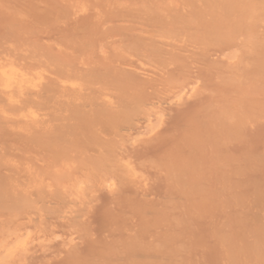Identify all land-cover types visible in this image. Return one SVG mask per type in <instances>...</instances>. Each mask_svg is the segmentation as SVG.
I'll return each instance as SVG.
<instances>
[{
	"label": "bare ground",
	"instance_id": "6f19581e",
	"mask_svg": "<svg viewBox=\"0 0 264 264\" xmlns=\"http://www.w3.org/2000/svg\"><path fill=\"white\" fill-rule=\"evenodd\" d=\"M104 32H112L111 34L114 36V34H116L117 36H115L116 38H120L121 36L124 35V37L126 35H133L135 37L134 38H131L130 40H127L128 37H125L124 40L122 41H119L117 43H112L111 41V50L114 49L112 52L108 53V54H111L112 53V59L113 61H115V57L117 56L118 58H120L121 55L118 56V54H124L126 55V53L128 54L129 52H125L126 51H135L133 50L134 47H137L139 46L140 48L144 49L146 54L149 55V56H153L152 60L155 58V57H159V58H162V63L160 61H157V63L159 62L160 64H162V68L165 70L166 67L164 66H170L169 63H172L174 62H178V63H181V61H179V59L174 55V54H170V56L168 55L164 57V55H167V54H163L164 53V49L167 50L165 52H169L170 51V48H173V46H176V41H183L182 43H179L178 45L182 46H186L184 43H187L185 42L184 40L186 41H190L192 43V40H193V43L195 45V42L196 40H198L197 42V45L200 46V45H204V44H207L208 43H211L212 45H219V44H225L227 47L225 49V52L223 53V58L224 60L226 61V65L225 67L223 66V71L221 72V75L217 78H215V80L217 81V83H221L223 82L224 83V80L226 81H231L230 83L232 84V87L234 85V89H237V93H234L235 90H233V92H230L232 94H237V97H235L234 99L237 101V100H240V103L239 104H235V100H232V98L228 97L227 94H230V93H225V91H227V88L226 90H220L218 92V96L216 97V93H215V98L213 97V99L209 100V102L207 104L204 105V107L201 109L202 110V114H207L208 112H211V111H214L215 113V116H216V120H217V117L218 118H221L224 119L225 121L224 122H229L230 124V127L233 126V125H236L237 122L240 123V116H242V119L244 118H247V121L250 120L249 118H254L256 115H258L257 113H260L262 114L263 112H261L260 110L258 111L257 109H261L260 105H264V103H261L260 101V106L259 108L255 109L257 110L256 112L253 111V108H251L252 106L254 107L255 105H252V103L250 104H247L248 101L254 99L255 97L253 96L254 94H257L259 95L260 92H263L264 93V0H0V168L1 166L5 167V171H4V168L3 169V172L0 170V176H3L5 181H2L3 177L0 178V209L4 212V210H7V212L9 211L8 214H3L2 215H8L7 216V219L8 221L10 222V226H6V227H1L0 228V264H13V262H15V260H17L15 257V259L13 260V256H17L19 257V255H22V254H17L21 252V250L24 248L25 250V245L26 244V239H29L27 236L30 235L29 232H31V230L29 232L25 231V227H23L24 231L20 232L19 230H22V229H16L15 228V219H16V216L19 215L18 212L21 213V211H18L20 207H23L22 205H26V201L27 198H23L20 196L19 198L23 199L21 201H17V199H19L17 196L21 195L19 193H21V191H24L23 188H19L20 186L15 184L16 182H19L21 179H18L15 183L13 182V179L14 177H18V178H21V177H25L24 178V181L27 180L26 177L28 175L27 178L29 177H32V181H33V185L35 187H39L37 188L35 191L33 192H36L37 195H38V191H42V188L40 186V182L39 180H36L35 179V175L32 174V171L33 168L35 169V163L39 162L38 160L40 159L39 157V153L38 155H36L37 152H35L34 150V160L33 158L31 159V157L29 156V150H31L32 146H34L35 148L38 147V148H43V145L45 146L44 148H48L49 150H47V153L50 152L48 155V159H51L52 163L58 159H62L63 157H66L67 156H64L62 150H58L56 149V145H59L56 144L58 142V139L59 137H55V136H48L46 138H43L42 137V132L43 130H50L52 127L51 126H56V124L60 123V121H64L63 119H65V116L63 115H66L65 113L68 112L70 114L69 117H71V115H73L71 117V119H67L69 120L67 122V124L69 125L70 124V121L72 122H75V124H82L83 126H85V128L88 129V131L92 132V131H98V129H95L96 128V125L95 123L96 122H102L101 126L103 127V125L107 126L109 125L110 129H108L107 127L103 128L104 131L105 130H109L108 131V135L110 134V130L111 129H115L116 131L114 130H111L113 131L114 135H118L120 136V138L122 137L121 136V133L123 131H129V130H132L133 127H138V133L134 136H132V139L134 140L135 139H138L137 138L138 136L140 137V135H142L143 133H145V131H149V130H154L155 128H153L157 123L158 121L160 120L159 117H158V113H157V110H160V109H157L158 107L160 108V106L162 104H164V101L163 100H159V101H149L148 98H150L149 96H146V92L148 93V91H146V89L142 86V83L144 80H146V76H143L141 72H139L140 70L138 71H135V66H134V71L128 67H125L124 64H122V67L121 69L119 70L118 68H113V67H117V65L115 64V66H113V64L115 62H113L112 60H110L108 57H106L105 54L102 55V52L105 50H101L102 48H99L100 51H101V55H99V57L101 56L103 58L101 59L104 60L106 59V61H104V64L105 65H102L103 62H101L102 60H100V58L98 57H95L97 55H94L90 53V56L88 54V51L92 50L93 47L90 46L92 49H89L90 47L88 46V44L92 45L91 43H89L87 41V36L89 37V41L93 42V46L95 47L96 44L98 41H102L103 42V39H100L99 40V36L100 35H104L106 33ZM263 32V33H262ZM103 33V34H102ZM108 34V33H107ZM94 35H98L96 37V41L98 39V41H93L95 40L93 38ZM110 35V36H112ZM76 36V37H75ZM78 37L82 39L81 36H85L86 40H81V39H76ZM92 36V37H90ZM109 36V35H108ZM147 36V37H146ZM75 37V38H74ZM103 37V36H102ZM107 37V35H106ZM84 38V37H83ZM113 40L114 37H112ZM112 38H109V39H112ZM143 38H146L143 39ZM92 39V40H91ZM105 40L108 38H104ZM148 39V40H147ZM184 39V40H183ZM133 40V42L131 41ZM195 40V42H194ZM124 41H127L125 42V44L123 43ZM188 41V44L190 43ZM115 42V41H113ZM130 42V43H129ZM104 43V42H103ZM108 42H106L107 44ZM129 43V44H128ZM192 43V44H193ZM109 44V43H108ZM125 47L127 46V49L126 48H122L124 45ZM127 44V45H126ZM101 45V43L99 44ZM98 45V47H99ZM104 45V44H103ZM101 45V46H103ZM108 45V46H110ZM128 45H130V47H133L131 48L132 50H129L130 48L128 47ZM136 45V46H135ZM190 46H192L191 44H189ZM196 45V49H198L199 47ZM182 46V47H184ZM205 46V45H204ZM88 47V49H86ZM135 48L137 50H139L140 48ZM163 47V48H162ZM188 47V45H187ZM201 47V46H200ZM206 47V46H205ZM219 47H221L219 45ZM218 47V48H219ZM97 48V47H96ZM94 48V50L96 49ZM105 48V47H103ZM176 48V47H175ZM204 48V47H203ZM202 48V49H203ZM211 48V47H210ZM216 48V47H215ZM98 49V48H97ZM96 49V51H97ZM117 49L119 50H123L122 52H120L119 50L117 51ZM141 49V50H142ZM193 49H194V46H193ZM201 49V48H200ZM205 49V48H204ZM116 50V51H115ZM136 50L137 53H134L131 57V60L129 59L131 55L130 53L127 55V58L125 56V58H127V60L129 59L131 62L133 60L134 61V58L136 60V63H139L141 64L140 61H142L143 57L141 56L142 55V51L139 50V54H138V51ZM162 50V51H161ZM169 50V51H168ZM175 50V49H174ZM218 50V49H216ZM83 51L85 52L83 55ZM99 51V52H100ZM173 51V49L171 50ZM178 51V50H177ZM195 51V50H194ZM197 51V50H196ZM203 51V50H202ZM210 51V50H208ZM87 52V54H86ZM108 51H106L107 53ZM115 52V54H114ZM118 52V54L116 53ZM141 52V53H140ZM179 52V51H178ZM182 52V51H181ZM185 52V51H184ZM94 53V52H93ZM97 53V52H96ZM104 53V52H103ZM171 53V52H170ZM197 53H200V52H197ZM196 53V55H198ZM203 53V52H202ZM206 52L204 51L203 54H205ZM210 53V52H209ZM208 53V54H209ZM218 53V52H217ZM221 53V54H222ZM114 54V55H113ZM138 54V55H137ZM219 54V53H218ZM88 56V59L87 56ZM116 55V56H115ZM174 55V56H173ZM180 55V53H179ZM86 56V57H85ZM92 56H94V60H92ZM109 56V55H108ZM114 56V58H113ZM141 56V59L139 58ZM163 56V57H162ZM189 55H187L188 57ZM212 56V55H210ZM85 57V58H84ZM90 57V58H89ZM121 57H123V60L124 61V56L122 55ZM195 57H198V56H195ZM194 57V58H195ZM202 57V56H201ZM215 57V56H214ZM217 57V56H216ZM219 57V56H218ZM147 58V57H146ZM150 58V57H149ZM149 58H147V60H149ZM158 58V59H159ZM192 57V59H194ZM199 58V57H198ZM211 57H209L210 59ZM221 58V59H223ZM91 59V61H90ZM107 59H108V62H109V66H108V62H107ZM121 59V58H120ZM138 59H140L138 61ZM187 59V58H186ZM197 59V58H196ZM212 59V58H211ZM210 59V60H211ZM87 60V61H86ZM98 60V61H97ZM100 60V61H99ZM112 61V63L110 61ZM119 60V59H118ZM116 60V62H118L120 64V62ZM149 60V62H146V60L142 63H149V67L152 65V70H156L157 68L155 67H158L155 66L157 63L155 62L156 60ZM191 60V59H190ZM198 60V59H197ZM126 61V60H125ZM138 61V62H137ZM151 61L152 62H155V67L153 66V63L151 64ZM198 61H201L198 60ZM107 62V63H105ZM127 62V61H126ZM132 62V63H133ZM202 62V61H201ZM204 62V61H203ZM217 62V61H216ZM215 62V63H216ZM221 62V61H220ZM224 62V61H223ZM117 63V64H118ZM122 63V62H121ZM173 63V64H174ZM189 63V61L186 62V64ZM191 63V62H190ZM189 63V64H190ZM197 65H199L200 63L199 62H195ZM145 64H141V65H145ZM151 64V65H150ZM177 64V63H176ZM185 64V63H184ZM181 65L182 67L178 66V69L177 71H183L184 67L186 66L185 65ZM209 64V63H208ZM217 64L220 65L219 63V60L217 62ZM225 64V63H224ZM103 66V68H101V71L99 70V72L95 70V68L98 70L99 69V66ZM107 65V67H105ZM113 66V67H110V66ZM138 65V64H137ZM195 64H193L192 66L195 68H198L197 66H194ZM202 65V64H200ZM204 65V64H203ZM202 65V66H203ZM223 65V64H222ZM101 66V67H102ZM124 66V67H123ZM129 66V65H128ZM168 66V67H169ZM190 66V65H189ZM207 66V65H206ZM209 66V65H208ZM216 66V65H215ZM218 66V65H217ZM133 67V65H132ZM138 67H140V65H138ZM142 67V66H141ZM145 67V66H144ZM154 67V68H153ZM161 67V65H160ZM167 67V68H168ZM175 67V65H174ZM90 68V69H88ZM110 68V69H109ZM170 68V67H169ZM221 68V65L219 66L218 69ZM93 69V70H92ZM113 69V70H112ZM115 69V70H114ZM139 69V68H138ZM142 69V68H141ZM162 69V70H163ZM172 69V67H171ZM170 69V71H171ZM174 69V68H173ZM174 69V70H176ZM203 69V68H202ZM201 69V70H202ZM214 69V68H212ZM216 69L214 71H218L219 70ZM173 70V71H174ZM200 72L202 73L203 70ZM95 71V72H94ZM196 71V70H195ZM156 72V71H155ZM162 72V71H161ZM167 72L166 74L168 75V72L169 71H166ZM185 72V71H183ZM134 73V74H133ZM158 74V72H156ZM155 73V74H156ZM163 73V72H162ZM176 73L177 75H175V77L177 76H183V75H178L180 73L178 72H174ZM156 74V75H157ZM171 74V72L169 73V75ZM183 74H186V73H183ZM191 74V73H189ZM194 74V73H192ZM197 74V73H195ZM207 74V73H205ZM204 74V75H205ZM214 74V73H213ZM220 73H217L216 75H218ZM155 75V76H156ZM161 74H159V77ZM164 75V74H162ZM188 75V74H187ZM203 75V73H202ZM201 75V76H202ZM257 75V77H256ZM149 76V75H148ZM190 75H188L189 77ZM187 77V76H186ZM194 77V76H192ZM147 78H150V77H147ZM153 81L157 79L153 77ZM150 78V79H151ZM157 78V77H156ZM181 80H178V79H175V81H179V82H176L180 85H182L183 83V79L182 77H180ZM191 78V77H189ZM214 78V77H213ZM255 78H257V80L254 81V84L253 85H250L248 87H246V83L247 81H250L251 79L254 80ZM166 79V78H165ZM168 79V78H167ZM192 79H195L192 78ZM200 79V78H199ZM250 79V80H249ZM189 80V79H188ZM196 80V79H195ZM202 80V79H201ZM208 80V79H206ZM149 81V79H148ZM152 81V80H150ZM154 81V82H156ZM161 81V80H160ZM166 81V80H165ZM168 82H165L166 86L164 87V91H162L163 93L166 94V101L167 102H172V101H178L177 99H179L180 97H183L181 96L182 95V88L184 87H187L188 89V85L191 84L190 82L188 84L184 83L185 85H182L180 87H178L177 84H175V81L172 80V78L168 79L167 80ZM181 81V82H180ZM219 81V82H218ZM154 82H152V84H150L151 86L154 84ZM158 82V81H157ZM193 82V81H192ZM197 83V80L195 81ZM202 82V81H201ZM251 82V81H250ZM146 83V82H145ZM143 83V84H145ZM151 83V82H150ZM194 83V82H193ZM200 83V82H199ZM227 83V82H226ZM235 83V84H234ZM148 84V83H146ZM158 84V83H157ZM230 84V85H231ZM159 85V84H158ZM195 85V84H194ZM215 85V84H214ZM228 85V83H227ZM226 85V86H227ZM229 85V87H230ZM236 85V86H235ZM149 86V85H148ZM148 90H151L153 89L152 88H148ZM149 86V87H151ZM157 86V85H156ZM184 86V87H183ZM191 86H193L191 84ZM191 86L189 87V89L193 90L192 88L193 87H196V86H193L191 88ZM208 86V85H207ZM221 86V85H220ZM225 86V87H226ZM158 87V86H157ZM161 87V86H160ZM161 87V88H163ZM237 87V88H236ZM144 88V89H143ZM155 89H157L156 87H154ZM159 88V87H158ZM198 87H196L197 89ZM154 89V90H155ZM210 89V88H209ZM219 90V87L217 88ZM220 89H224L223 87L220 88ZM153 90V91H154ZM184 90V89H183ZM213 90V89H212ZM211 90V91H212ZM229 90V89H228ZM232 90H229V91H232ZM146 91V92H145ZM186 91V90H185ZM184 91V93H185ZM190 91V90H188ZM194 91L195 88H194ZM115 92L116 95H115V98H113L111 95L112 93ZM202 92V91H201ZM259 92V93H258ZM157 93V91H155V94ZM189 93V92H187ZM200 93V92H199ZM198 93V94H199ZM214 93V92H212ZM262 93V94H263ZM191 94V93H189ZM261 94V95H262ZM148 95V94H147ZM159 95V94H158ZM146 96V97H145ZM160 96V95H159ZM163 98H164V95L162 94ZM190 96V95H189ZM264 96V95H263ZM156 97V96H155ZM233 97V96H232ZM254 97V98H253ZM147 98V99H146ZM238 98V99H237ZM152 99V98H151ZM170 101H168V100ZM195 99V98H194ZM201 99V98H200ZM210 99V98H209ZM204 100V99H203ZM261 100H264V99H261ZM233 101H235L233 103ZM255 101V100H254ZM257 101V100H256ZM255 101V102H256ZM167 102H166V105H167ZM253 102V101H252ZM199 103V102H197ZM205 103V101H204ZM203 103V104H204ZM168 104H171V103H168ZM173 104V102H172ZM179 104V103H178ZM165 105V104H164ZM174 105L177 106L176 103H174ZM182 105V104H181ZM247 105H249L250 108L247 107ZM252 105V106H251ZM183 106V105H182ZM198 107V106H197ZM235 107V108H234ZM166 108V107H165ZM174 108V107H173ZM177 108V107H176ZM175 108V109H176ZM180 109V108H179ZM251 109L253 112H251ZM263 109V108H262ZM172 110V109H171ZM193 110V109H192ZM161 111V110H160ZM163 111V110H162ZM161 111V113H162ZM181 111V110H180ZM190 111V110H189ZM199 111V109H198ZM250 111V114L252 115V113L255 115L251 116V117H248L247 115L250 116V114H248ZM264 111V110H263ZM182 112V111H181ZM185 112V111H184ZM247 114H246V113ZM160 113V112H159ZM165 111L162 113L164 115ZM173 113V112H172ZM177 113V112H176ZM189 113V112H188ZM61 114H62V117H61ZM104 115V119L105 120V123H103V119L101 118L102 115ZM161 114V115H162ZM191 114V113H189ZM201 114V115H202ZM244 114V115H243ZM258 115V116H261L262 115ZM59 118L56 119L57 116H59ZM100 116L101 120L99 119L98 121L95 119H93L95 116ZM166 115V114H165ZM175 115V114H174ZM186 115V114H185ZM167 116V115H166ZM170 116V115H169ZM178 116V114H177ZM205 116V115H204ZM245 116V117H243ZM256 116V117H258ZM264 116V114H263ZM51 117V119H50ZM67 117V115H66ZM106 117V118H105ZM173 117V116H172ZM183 117V116H182ZM181 117V118H182ZM203 117V116H202ZM260 117V118H261ZM63 118V119H62ZM168 118V116H167ZM175 118V117H173ZM172 118V119H173ZM259 118V119H260ZM56 121L58 123L54 124L53 121ZM61 119V120H60ZM170 119V118H169ZM168 119V120H169ZM183 119V118H182ZM195 119V118H194ZM202 119V118H201ZM211 119V118H210ZM241 119V120H242ZM258 119V118H257ZM181 120V119H180ZM199 120V118H198ZM197 120V121H198ZM203 120V119H202ZM220 120V121H221ZM239 120V121H238ZM172 120H170L171 122ZM178 121V120H177ZM65 122V123H66ZM169 122V121H168ZM179 122V121H178ZM204 122V121H203ZM201 122V123H203ZM212 122V121H211ZM215 122V121H214ZM216 122H219V120H217ZM254 122V121H253ZM258 122V121H257ZM256 122V123H257ZM261 122V121H260ZM264 122V121H262ZM261 122V123H262ZM200 123V125H201ZM226 123V124H227ZM245 123V122H244ZM98 124V123H97ZM159 124V123H158ZM163 124V123H162ZM196 124V123H195ZM205 124V123H204ZM213 124V122H212ZM219 124V123H217ZM221 124H224L223 122H221ZM60 125H63V127L65 126L66 127V124H60ZM199 125V124H198ZM197 125V126H198ZM203 125V124H202ZM225 125V124H224ZM258 125H261L260 123H258ZM70 126H72L71 124L69 125V128H71ZM78 127H74L72 128V132H71V129H70V136H72V133L73 131L75 132V130H77L76 128L78 129H84V127L78 125ZM93 126H95V128H93ZM100 125L97 126L98 127H101ZM229 126V125H228ZM60 127V126H59ZM81 127V128H80ZM158 127V126H157ZM163 127V126H162ZM180 127V126H179ZM260 127V126H259ZM263 127V126H262ZM69 128H66L65 130L68 131L67 129ZM165 128V127H164ZM235 131H238V127H233V129H235ZM242 128V127H240ZM264 128V127H263ZM57 129V128H56ZM55 127L52 129L54 130L53 132H55ZM62 129V128H60ZM75 129V130H73ZM101 129V128H100ZM220 129V127L218 128ZM225 129V128H224ZM232 129V130H233ZM50 130V132L52 131ZM102 130V129H101ZM101 130H99L101 132ZM135 130V129H134ZM140 130V131H139ZM152 130V131H153ZM158 130V129H157ZM183 130V129H182ZM181 130V131H182ZM222 130V129H221ZM220 130V131H221ZM231 130V128H229V131ZM252 130V129H251ZM98 131V132H99ZM103 131V130H102ZM105 131V132H107ZM151 131V132H152ZM159 131V130H158ZM157 131V132H158ZM180 131V133H181ZM190 131V130H188ZM205 130H203L204 132ZM228 131V130H227ZM244 131V130H243ZM49 132V133H50ZM52 132V133H53ZM60 132V131H59ZM58 132V133H59ZM62 132V131H61ZM65 132V131H64ZM78 132V131H77ZM76 132V134H77ZM80 132V131H79ZM82 132V131H81ZM137 132V131H136ZM156 132V131H155ZM169 132V131H168ZM176 132V131H175ZM222 132V131H221ZM225 132V131H224ZM240 132V131H239ZM238 132V133H239ZM245 132V131H244ZM46 133V132H45ZM43 133V134H45ZM48 133V132H47ZM46 133V134H47ZM104 133V132H103ZM103 133L101 132L100 135L102 137ZM135 133V132H134ZM149 133V132H148ZM172 133V132H171ZM174 133V131H173ZM183 133V132H182ZM207 131L204 132V134H206ZM51 134V133H50ZM61 134V133H59ZM85 134V133H84ZM102 134V135H101ZM107 134V133H105ZM126 134V132H125ZM128 134V133H127ZM150 134V133H149ZM166 134V132H165ZM170 134V133H169ZM168 134V136H169ZM178 135V137L180 136L178 133H176ZM186 134V133H185ZM211 135H214L213 133H210ZM226 134V133H225ZM236 135V133L233 132V135ZM246 134V133H245ZM66 137L69 136V133L66 132ZM82 135V134H81ZM95 135L97 136V139L95 137ZM97 133L93 134L94 136V139L95 140H98V136ZM124 135V134H123ZM133 135V134H132ZM147 135V134H146ZM157 135V133H156ZM172 135V134H171ZM196 135V136H195ZM199 135V133H198ZM197 134H194V136L192 137V139L195 141V139L199 138L201 141H198L199 144L201 145V143L205 142V140L203 141L202 140V137H198ZM207 135V134H206ZM227 135V134H226ZM225 136H220V138L222 139L223 137H226ZM229 135H232L231 133L228 134ZM241 135V134H240ZM252 135V134H251ZM261 135V134H260ZM92 136V134L90 135V137ZM105 136V135H104ZM103 136V137H104ZM126 136V135H125ZM123 136V137H125ZM129 136V135H128ZM151 135H148V140L146 139V141H149ZM167 136V135H166ZM167 136V137H168ZM174 136V135H173ZM172 136V137H173ZM200 136V135H199ZM226 137L229 138V137ZM239 136V135H237ZM70 137V139H72ZM102 137V138H103ZM117 136H115L116 138ZM123 137L121 139H123ZM131 137V136H130ZM161 137V136H160ZM176 137V136H175ZM191 137V135H190ZM206 137V136H205ZM218 137V136H217ZM232 137V136H231ZM246 137V136H245ZM257 137V136H256ZM264 137V136H263ZM262 137V138H263ZM69 138V137H68ZM67 138V139H68ZM85 138V137H84ZM145 138V137H144ZM177 138V137H176ZM180 138V137H179ZM182 138L184 139L183 135H182ZM207 138V137H206ZM205 138V139H206ZM235 138V137H234ZM236 138H240V137H236ZM235 138V139H236ZM247 138V137H246ZM245 138V139H246ZM258 138V137H257ZM261 138V137H260ZM117 139V138H116ZM119 139V138H118ZM125 139H128V137H126ZM178 139V138H177ZM191 139V140H192ZM219 139V137H218ZM219 139V140H221ZM233 139V138H232ZM243 139V138H241ZM243 139V140H245ZM249 139V138H248ZM74 140V139H73ZM85 140V139H84ZM84 140H82V142L84 143H87L85 142ZM100 140V139H99ZM98 140V141H99ZM106 139L104 138V140L102 142H98V141H94V142H97V143H94V147H95V150L97 151L98 155H94L95 157L92 156V159H97L96 160H92V162H88V165H92V167H89L90 169L91 168H95V170H98V168L102 167L103 170H105V173L107 174L108 170L109 171H113L114 169H117L115 171H121V173L125 174L124 176H128V177H131L134 173H135V176H138L136 175V172L134 171V169H132L131 166L128 164L129 162H126L127 161V158H122L124 159L122 161V159L120 158H117L115 152L116 151H113V149L115 150L116 148L114 147V145H111L113 144V142H109V140L105 141ZM124 140V139H123ZM136 140V141H138ZM141 140V139H140ZM150 140H153L152 138ZM219 140L215 141L213 140L212 142H218ZM238 140V141H237ZM240 139H236L235 141L233 140V142H240L242 143L243 145V142L239 141ZM250 140V139H249ZM249 140L247 141L248 143ZM260 140V139H259ZM89 141V140H88ZM125 141V140H124ZM124 141H120L121 144L124 143ZM131 141V140H130ZM144 140H141V142L143 143ZM178 141V140H177ZM225 141V140H224ZM221 140V143L224 142ZM229 141V140H228ZM226 140L225 142H227V144L229 143H232V142H229ZM244 141V142H246ZM251 141V140H250ZM261 141V140H260ZM63 142V141H61ZM89 142H92V141H89ZM88 142V143H89ZM154 142V141H153ZM152 142V143H153ZM201 142V143H200ZM211 142V140H210ZM220 142V141H219ZM224 142V144H225ZM134 143V141H133ZM141 143V144H142ZM150 143V142H149ZM151 143V144H152ZM157 143V142H156ZM155 143V144H156ZM216 143H214V146L216 148ZM220 143V145H221ZM257 143V142H255ZM262 143V142H261ZM26 144H30V145H27L26 149L31 146V148L29 147L27 150L24 148L26 146ZM90 144V143H89ZM120 144V143H119ZM127 144V143H125ZM130 144V143H128ZM128 144L126 146H128ZM132 144V143H131ZM130 144V145H131ZM139 144V143H138ZM148 144V143H146ZM216 144V145H215ZM219 144V143H218ZM238 144V143H237ZM251 144V143H250ZM254 144V143H253ZM263 144V149L262 150H259L260 152H256L254 154H249V151L245 152L246 154L242 153V151L239 149V152L241 151V157L240 156H237L239 155L238 152L237 155L233 158L237 159V160H233V162H241V165L239 163V166H237L238 164H236L232 171L233 173H241V167H244L243 169H246L245 167L248 165L250 167L249 170L251 171H254L256 170L257 168V171L259 172L260 170H258V168L260 169L261 166H264V142L262 143ZM260 144V146L262 145ZM85 144H83L84 146ZM110 145V146H109ZM145 144H143L144 146ZM149 145V144H148ZM153 145V144H152ZM191 145V144H190ZM189 145V146H190ZM205 145V144H204ZM240 145V144H239ZM241 145V146H242ZM248 145V144H247ZM79 146L80 143H79ZM82 146V148H84ZM119 146H122L124 148L125 145H119ZM144 150H146L145 148H148L147 146L143 147ZM151 146V145H150ZM155 145H153L154 147ZM223 146V145H222ZM221 146V148H222ZM240 146V147H241ZM259 146V145H258ZM73 147V146H72ZM92 147V146H91ZM129 147V146H128ZM192 147V146H191ZM224 147V146H223ZM239 147V148H240ZM243 147V146H242ZM34 148V149H35ZM62 148V147H61ZM65 148V147H64ZM71 148V146H70ZM69 148V149H70ZM79 148V147H77ZM113 148V149H111ZM141 148V149H142ZM198 148L197 150H199V147H196ZM227 148V147H225ZM229 148V147H228ZM227 148V149H228ZM247 148V147H245ZM259 148H262L259 147ZM56 149V150H54ZM73 149V148H72ZM121 149V148H120ZM127 149V148H126ZM124 149V151L126 152L127 150ZM130 150V148H128ZM135 150V148H133ZM149 149V148H148ZM164 149V148H163ZM214 149V147H213ZM220 150V148H217V150ZM251 149V147L249 148ZM254 149V148H253ZM45 150V149H44ZM77 150V149H76ZM85 150V149H84ZM118 150V149H116ZM129 150H128V153H129ZM166 150V149H164ZM193 150V149H192ZM247 150V149H246ZM33 151V150H32ZM43 151V150H42ZM46 151V150H45ZM70 151V150H69ZM75 151V150H73ZM71 151V154L72 156L76 155V152L74 154V152ZM80 151H83L82 149L79 150ZM93 151V149H92ZM123 151V149H122ZM136 151H138L136 149ZM135 153H138L136 152ZM191 151V149H190ZM196 151V150H195ZM200 151V150H199ZM223 150H221L222 152ZM238 151V150H237ZM243 151H245V149L243 148ZM18 152L19 155H15V154H18L16 153ZM85 152V151H84ZM94 152V151H93ZM92 152V153H93ZM120 152V151H119ZM124 152V153H125ZM133 152V150L131 149L130 150V153ZM141 152V151H140ZM211 152V151H210ZM215 152V151H214ZM228 152V151H226ZM231 152V151H230ZM46 153V154H47ZM78 153V152H77ZM123 153V152H122ZM121 153V154H122ZM130 153L125 154V156H128L130 157ZM151 153V152H150ZM153 153V152H152ZM162 153V152H161ZM212 153V152H211ZM224 153V152H223ZM233 153V152H231ZM70 154V153H69ZM84 154V153H83ZM81 153V155H83ZM89 154V153H88ZM119 154V153H118ZM143 154V153H142ZM176 154V153H175ZM204 154H209V153H204ZM203 154V155H204ZM213 154V153H212ZM220 154V153H218ZM230 154V153H229ZM234 154V153H233ZM80 155V156H81ZM87 155V154H86ZM92 155V154H90ZM124 155V154H122ZM132 155H134V152L132 153ZM131 155V156H132ZM136 155V154H135ZM140 155V154H139ZM145 155V154H144ZM148 155V153L146 154ZM155 155L157 156V154L155 153ZM177 155V154H176ZM174 155L173 153V156H175L177 158V156ZM226 155V154H224ZM235 155V154H234ZM234 155H231V156H234ZM19 156V157H18ZM39 156V157H38ZM45 156V155H44ZM85 156V155H84ZM83 156V157H84ZM181 156V155H180ZM191 156V154H190ZM206 155L203 156V158L201 159H204ZM211 156V158H210ZM214 156V155H213ZM212 155L209 154V157L207 159H212L213 158ZM218 155H216L213 159H217ZM223 156V155H222ZM226 156H230V155H226ZM230 156V157H231ZM30 157V163L34 161L33 163V166H32V169L30 168L31 167V164H27L25 162L26 165L28 166H25L22 167L21 164L24 163V161H22V159L24 160V158H28L29 159ZM70 157V159H69ZM122 157V156H121ZM140 157V156H139ZM143 157V156H142ZM159 157H161V155H159ZM158 157V158H159ZM166 157V156H165ZM164 157V158H165ZM174 157V160H177L179 162L178 159H175ZM196 157L197 154H196ZM202 157V156H201ZM240 157V159H239ZM43 158V157H42ZM82 158V157H81ZM80 158V159H81ZM144 158H147V157H144ZM148 158H152L151 156H149ZM147 159H144V161H151ZM163 158V157H162ZM168 158V156H167ZM166 158V159H167ZM173 158V157H172ZM231 158V159H233ZM65 159V158H64ZM84 159H88V158H84ZM90 159V158H89ZM88 159V160H89ZM126 159V161H125ZM200 159V160H201ZM222 159V158H221ZM229 159V157H228ZM228 159L226 160L223 159L224 161H228ZM231 159L229 163H231ZM239 159V160H238ZM69 160H74V157H71V156H68V160L66 159L67 163H69ZM130 160V159H129ZM142 160V158L140 157V161ZM153 160V159H152ZM161 160V159H160ZM188 160V159H187ZM205 160H206V157H205ZM218 160L217 164L216 161ZM217 160H214L215 163H213L211 160H209V164H217V165H213L214 166V169H212L213 167H211L212 170H216V167L219 168V166H222L221 168L223 169H227V167H229V163L227 164V166L225 165L226 162L223 161L224 165L222 164V160L220 159H217ZM21 161V162H20ZM37 161V162H36ZM43 161V160H42ZM63 161V160H62ZM62 161H60L62 163ZM95 161L96 164L93 162ZM137 161V160H135ZM139 161V159H138ZM139 161V163H140ZM142 160V162H144ZM145 161V162H146ZM163 161V160H161ZM160 163H165V162H161ZM168 161V160H167ZM172 161V160H171ZM176 161V162H177ZM203 161V164H204V160ZM64 163H66L65 161H63ZM72 162V161H71ZM70 162V163H71ZM85 162V160L83 161ZM98 162V163H97ZM159 162V161H157ZM174 162V161H173ZM231 163V164H234V163ZM20 163V164H19ZM40 163V162H39ZM60 163V164H61ZM63 163V164H64ZM77 163V162H76ZM75 163V164H76ZM87 163V162H85ZM133 163V162H132ZM148 163V162H147ZM150 163V162H149ZM155 163V162H154ZM153 162L150 163L151 166H155L156 163L154 164ZM158 163V164H160ZM185 162H183L184 164ZM190 163V162H189ZM208 163V160L205 161V166H208L209 164ZM46 164V163H45ZM78 164V163H77ZM83 164V163H82ZM99 164V165H97ZM143 164V163H142ZM157 164V165H158ZM171 164V163H170ZM191 164V163H190ZM20 165V166H19ZM101 165V166H100ZM137 165V164H136ZM144 165V164H143ZM181 165V164H180ZM186 165V164H185ZM194 165V164H192ZM246 165V166H245ZM30 166V167H29ZM47 169H48V172L47 169H45L46 171V174L47 176L49 175H52L53 177L56 176L57 178L53 179V177L51 178L54 181L57 182V179H58V174H56L55 172L52 173V170L50 169V165L48 166V164L46 165ZM68 166V165H67ZM95 166V167H94ZM142 166V165H141ZM148 166V165H147ZM150 166V167H151ZM165 166H166V163H165ZM165 166H163L165 168ZM182 166V165H181ZM190 166V165H189ZM188 166V167H189ZM210 166V165H209ZM212 166V165H211ZM226 166V167H225ZM15 167V169H14ZM17 168H20V169H16ZM45 167V165H44ZM55 167L59 168L58 166L55 165ZM65 167V166H64ZM185 166H183L182 168H184ZM187 166L185 167L186 168V173L187 171L190 173V172H196L195 169H191V168H188ZM196 167V166H195ZM193 167V168H195ZM232 167V166H230ZM12 168V169H11ZM23 168V170H22ZM37 168V166H36ZM56 168V169H57ZM88 168V170H89ZM100 168L99 169V172L100 170L102 169ZM135 168V167H134ZM140 168V167H138ZM136 167V169H138ZM157 168V167H155ZM179 169L178 172L181 170H185V169ZM264 168V167H263ZM9 169L14 170L12 172V174L10 173ZM55 169V170H56ZM66 169V167H65ZM69 169V168H68ZM87 169V168H86ZM108 169V170H107ZM111 169V170H110ZM142 169V168H141ZM168 169V168H167ZM192 171H190V170ZM204 169V168H203ZM202 169V170H203ZM210 168H208L209 170ZM223 169H220L222 170L220 172V175H222L223 177L224 174H226L227 172H225ZM230 169V168H229ZM19 170H21V174L17 176V174H19ZM36 170V169H35ZM50 170V171H49ZM78 170V169H77ZM93 169L89 170L91 171L92 173H96V172H93L92 171ZM145 170V169H143ZM154 170V169H153ZM195 170V171H193ZM228 170V169H227ZM226 170V171H227ZM15 171L19 172V173H16ZM44 171V170H42ZM42 171H38L37 170V173H35L36 175H39V174H42L40 172ZM61 174L65 173L66 174V171H64L63 169L61 170ZM80 171V170H79ZM84 171V169L82 170ZM81 171V172H82ZM89 171H84V172H89ZM114 171V172H115ZM118 171V172H119ZM142 171V170H141ZM155 171V170H154ZM172 171V170H171ZM173 174L170 175L172 176V178L170 177V180L171 179H176L175 180H172V183L174 182L175 184L177 185H180L181 183H184L186 184L188 181H185V182H180V180L182 179L181 176H179L177 170L175 169ZM205 171V172H204ZM204 171H199V172H202V174H199V176H201L202 178H206L210 181L211 183V180H214V179H209L210 177H208L206 174H208L207 170L204 169ZM210 171V170H209ZM2 172V173H1ZM9 172V173H8ZM16 174H15V173ZM56 172H59V171H56ZM80 172V173H81ZM103 172V171H102ZM147 172V171H146ZM169 172V171H168ZM198 172V173H199ZM211 172V171H210ZM60 173V172H59ZM78 173V172H77ZM88 174V175H92L93 178L94 176H96L97 174ZM112 173V172H111ZM150 173V172H149ZM197 172L195 173V175L198 174ZM204 173V174H203ZM213 173V172H212ZM210 173V174H212ZM15 174V175H14ZM23 174V176H21ZM55 174V175H54ZM65 174H63L64 176H66ZM74 174V173H73ZM101 174H104V173H101ZM100 174V180L102 179V175ZM122 174V175H123ZM148 174V173H147ZM183 174H185L183 172ZM215 174H218V173H215ZM228 174V173H227ZM231 174V173H230ZM236 174V175H237ZM243 174V173H242ZM264 174V173H263ZM12 175V176H11ZM30 175V176H29ZM63 175H60L59 179L62 177H64ZM85 175V174H84ZM112 175V174H111ZM114 175V174H113ZM119 174L117 173V176ZM131 175V176H130ZM140 175V174H139ZM159 175V174H158ZM177 175V176H176ZM193 174V176H195ZM206 175V177H204ZM234 175V174H232ZM238 175H241V174H238ZM244 175V174H243ZM247 175V174H246ZM14 176V177H13ZM21 176V177H20ZM43 176V175H42ZM75 176V175H74ZM135 176L133 175L131 177V179ZM175 178H174V177ZM192 176V177H193ZM210 176V175H209ZM222 176H220L222 178ZM231 176V175H229ZM11 177V178H10ZM15 177V179H16ZM40 177V175H39ZM44 177V176H43ZM81 177V176H80ZM83 177V176H82ZM88 176H84V178H81V179H78L79 177H77V180H74L73 182H68L69 179H60L61 181L62 180H66L67 183L65 184L64 181L63 183L61 184L59 181L58 184H56V187H58V191H56L55 195L57 196V193H61L59 195L61 196H71L68 197V200H73L74 198H72L73 196L75 197L74 200H78L81 198L80 196V193H81V190L83 188H86L87 186L85 184V182L87 181H84V180H87ZM105 177V176H104ZM113 177V176H111ZM140 176H138L139 178ZM149 177V176H148ZM166 177V176H165ZM186 177L188 180L189 178L188 177H191L189 174H188V177L187 176H184ZM183 177V178H184ZM216 177V176H215ZM214 177V178H215ZM255 177V175L253 176ZM262 177V175L260 176ZM258 177V178H260ZM12 179V180H9V179ZM50 178V177H48ZM69 178V177H67ZM90 177H88V180L90 182ZM106 178V177H105ZM103 178V179H105ZM110 178V177H109ZM116 178V177H115ZM118 178V177H117ZM116 178V180H117ZM137 178V177H136ZM137 178V179H138ZM181 178V179H180ZM194 178V177H193ZM197 179V183H195V186H191L193 190H196V191H199L197 190L198 188H195L197 185L202 187L204 186L205 184L202 182V180H199L198 177H196ZM221 178H220V181H221ZM40 179V178H39ZM44 179V178H43ZM41 179V180H43ZM49 179V180H51ZM76 179V178H75ZM84 179V180H83ZM121 179V178H120ZM166 179V178H165ZM186 179V180H187ZM192 179V178H191ZM201 179V178H200ZM204 179L203 181L204 182H207L208 180ZM217 179V178H216ZM219 179V178H218ZM244 179V178H243ZM253 179V178H252ZM8 180V181H7ZM23 180V179H22ZM21 180V181H22ZM94 180L96 181L97 179L94 178ZM93 180V181H94ZM108 180V179H107ZM122 180V179H121ZM126 180V179H125ZM148 179H145L144 181L147 183L149 182L146 181ZM183 180V179H182ZM185 180V179H184ZM183 180V181H184ZM206 180V181H205ZM223 180V178H222ZM251 180V179H250ZM257 180V179H256ZM255 180V183L253 181H250L252 182L253 184H256V181ZM262 180V179H261ZM20 182L19 184L21 185V183L23 184L24 186V183H27V182ZM28 182L30 181V178L27 180ZM94 181V182H95ZM104 180H102L101 182H103ZM106 181V180H105ZM119 181V180H118ZM123 181V180H122ZM129 184L131 183V180L129 178ZM192 181V180H191ZM200 181L202 182V184L200 183ZM228 181V180H227ZM235 181V179H234ZM247 181V180H246ZM264 181V180H263ZM24 182V183H23ZM44 182V181H43ZM47 184H51L49 183V181L47 180L46 181ZM45 182V184H46ZM52 182V181H51ZM92 182V181H91ZM90 182V183H91ZM100 182V181H99ZM107 182V181H106ZM105 182V183H106ZM112 182V181H111ZM116 182V181H115ZM120 182V181H119ZM133 182H134V179H133ZM132 182V183H133ZM153 182V181H152ZM166 182V181H165ZM179 182V183H178ZM194 182L195 179H194ZM214 182V181H213ZM261 182V181H260ZM260 182H258V185L260 187ZM31 183V182H30ZM69 183V184H68ZM85 183V184H84ZM102 183H100L102 185ZM104 183V185H105ZM114 183V182H112ZM131 183V184H132ZM141 183V181H140ZM200 183V184H198ZM224 183V182H223ZM223 183L221 184L222 186L219 188L220 191H221V194H223L224 190L226 189L225 187V183L223 185ZM240 183V182H239ZM238 181H236L235 184H239ZM28 184V183H27ZM42 184V187H43V184L44 183H41ZM44 184V185H45ZM125 184V183H124ZM123 184V186H124ZM135 184V183H134ZM132 184V185H134ZM189 184V183H187ZM186 185H183V187L187 186ZM193 184V183H192ZM197 184V185H196ZM204 184V185H203ZM214 185L216 184L213 183ZM243 184V185H242ZM240 183L239 185L243 187H249V182H246L245 184L244 183ZM52 185L54 186L55 184L52 183ZM85 185V186H83ZM90 185V184H89ZM93 185V184H92ZM98 185V184H97ZM96 185V187H97ZM103 185V186H104ZM107 187H108V184L106 183ZM127 185V184H125ZM147 185V184H146ZM165 185V184H164ZM162 185V186H164ZM174 185V184H173ZM194 185V184H193ZM207 185V184H206ZM211 185V184H210ZM212 185V186H214ZM245 185V186H244ZM28 186V185H26ZM25 186V187H26ZM100 186V185H99ZM98 186V187H99ZM110 186H113V185H110ZM114 186L117 188V186L114 184ZM145 186V185H144ZM148 186V185H147ZM166 186V185H165ZM182 186V184H181ZM180 186V187H181ZM217 186V185H216ZM229 186V185H227ZM234 184L232 185V188H233ZM252 186V190L253 192L252 193H249L250 195H238L237 193H234L233 195H229L227 194V196L224 194L223 196H220L221 194L219 193L217 197H223L222 200L226 199V197L229 198V196H233L231 197L232 198V201H231V205L232 207L234 208L233 211H230L229 213H225L226 215H224L223 217L221 216L222 220L219 219L220 222H217L216 224H211L213 225V228H215L216 230L213 232H209L210 235L212 236V242H214V247L218 249V256L214 262V264H264V211L260 210V205L261 203L264 201L263 200V197H264V193H262V190L261 192L259 191L260 189L258 188L256 190V188L254 187V185H250ZM257 186V185H256ZM47 187V186H46ZM44 187V188H46ZM102 187V186H100ZM114 187V189H115ZM127 187V186H126ZM168 187V186H167ZM178 187V186H176ZM190 187V186H189ZM207 187H210L209 185ZM222 187H224L222 189ZM237 187V185L235 186V188ZM239 187V186H238ZM52 189V186L50 187L49 186V189ZM106 188V187H105ZM139 188V187H138ZM147 188V187H146ZM160 188V187H159ZM165 188V187H163ZM169 188V187H168ZM188 188V186H187ZM195 188V189H194ZM204 187L201 188V190L203 189ZM212 188V187H211ZM229 188V187H228ZM235 188L231 191L235 192ZM250 188V189H251ZM263 188V187H262ZM27 190H31L30 188V185H29V188H26ZM32 189V190H33ZM41 189V190H39ZM47 189V188H46ZM108 189V188H107ZM141 189V188H140ZM150 189V188H149ZM184 188L181 187L180 190H183ZM230 189V188H229ZM240 189L241 193H244L242 192L241 188H238ZM245 189V188H244ZM25 190L24 192V195L27 194V191ZM31 190V191H32ZM45 190V189H43ZM53 190V189H52ZM50 191L51 192V195L52 197H56V196H53L54 193L52 194V192L54 191ZM84 190V191H83ZM82 192H85V189H83ZM89 190V189H88ZM125 190V189H124ZM136 190V189H135ZM159 190V189H158ZM157 190V191H158ZM179 190V191H180ZM186 190V189H185ZM211 190V189H210ZM48 192V189L46 190ZM87 191V190H86ZM115 191H119L118 189L115 190ZM121 191V190H120ZM127 192V190H125ZM145 191V190H144ZM168 191V190H167ZM169 191H171L169 189ZM178 191V192H179ZM191 191V190H190ZM204 191V190H203ZM215 191V189L213 190ZM237 191V190H236ZM244 191V190H243ZM45 192V191H44ZM44 192H43V195H44ZM90 192V190H89ZM125 193L124 191H121V193ZM136 192V191H135ZM142 191H140L141 193ZM156 192V191H154ZM173 192V191H172ZM175 192V190H174ZM176 192V196H177V193ZM193 193V191H191ZM207 192H210V191H207ZM206 192V193H207ZM226 192V191H225ZM229 192V190H228ZM231 192V193H233ZM251 192V191H250ZM30 193V191H29ZM29 193L27 196H29ZM63 193V194H62ZM109 193V192H108ZM113 192H111L110 194H112ZM120 193V192H119ZM130 193V192H128ZM127 193V194H128ZM134 193V192H133ZM152 193V192H150ZM169 193V192H167ZM181 193V192H179ZM200 194H204L203 192L201 193L198 192ZM34 194V193H32ZM40 194V192H39ZM114 194V193H113ZM125 194V195H127ZM136 194V193H135ZM146 194V193H145ZM166 194V193H165ZM165 194H163L162 196H164ZM217 194V192H216ZM35 195V194H34ZM50 195V196H51ZM116 195V194H115ZM124 195V194H122ZM129 195V196H128ZM124 200L126 199H130L132 198V196L130 194H128ZM137 195V194H136ZM142 196V194H139ZM148 195V193H147ZM171 195V194H169ZM179 195V194H178ZM180 195H183V194H180ZM179 195V196H180ZM190 195V194H189ZM194 195V194H193ZM197 195V194H196ZM207 195V194H206ZM209 195V194H208ZM229 195V196H228ZM262 195V196H261ZM31 196V195H30ZM80 196V198H78ZM153 197V195H151ZM159 196V195H158ZM168 195H166L165 198H167ZM172 196V195H171ZM175 196V197H176ZM201 196H204V195H201ZM215 196V197H216ZM11 197H14V198H11ZM78 199H77V198ZM91 197V196H90ZM120 197V196H119ZM124 196H121V198H123ZM127 197H130V198H127ZM143 197V196H142ZM173 198L172 200L176 199V198ZM182 197V196H180ZM191 197V196H189ZM188 197V198H189ZM196 197V196H195ZM38 198V196H37ZM59 197L55 198V199H58ZM62 198V197H60ZM59 198V199H60ZM70 198V199H69ZM85 198L82 197V199ZM118 198V196H117ZM119 198V199H121ZM150 197L148 196V199ZM159 198V197H157ZM161 198V197H160ZM172 198V197H171ZM183 198V197H182ZM206 198V197H204ZM227 198V199H228ZM230 198V200H231ZM35 199V198H34ZM52 199V198H51ZM54 199V200H55ZM58 199V200H59ZM86 199V198H85ZM84 199V200H85ZM153 198H150V202ZM156 199V198H155ZM162 199V198H161ZM185 199V198H183ZM197 199V198H196ZM194 198H192V200H196ZM201 202H203V198H198ZM197 199V200H198ZM226 199V200H227ZM26 200V201H25ZM62 201V199H60ZM67 200V201H68ZM73 200V201H74ZM81 200V199H80ZM79 200V201H80ZM91 200V199H89ZM108 200V199H107ZM122 200V199H121ZM132 200V199H130ZM127 201V203H129V201ZM135 200V199H134ZM133 200V201H134ZM143 200H145L143 198ZM140 201V202H143ZM158 199L156 200H152V201H157ZM166 200H169L168 198ZM177 200L180 201L179 197L177 198ZM207 200V199H206ZM215 200V201H214ZM216 200H220V199H215L214 198V195H213V200L211 201L212 203L215 202L216 204ZM218 201V203H223V205H225V203H229V201ZM34 201V200H33ZM38 201V200H35V202ZM51 201V200H50ZM123 201V200H122ZM161 201V200H160ZM159 201V202H160ZM176 201V200H175ZM214 201V202H213ZM226 201V202H225ZM24 204H22V203ZM26 202V203H25ZM30 202V201H29ZM32 202V201H31ZM28 204L29 206H32V204ZM42 202V200H41ZM57 202V201H56ZM55 202V203H56ZM60 202V201H59ZM75 202H78V201H75ZM74 202V203H75ZM82 202V201H81ZM92 202V200L90 201ZM115 202V200L113 201V203ZM131 202V201H130ZM135 202V201H134ZM139 202V203H140ZM149 202V203H150ZM158 202V203H159ZM164 202V201H163ZM174 202V201H173ZM207 202V201H206ZM206 202H203L204 204ZM209 203H211L210 201H208ZM40 203V202H39ZM64 203V202H63ZM79 205L81 204L80 202H78ZM106 203H108L106 201ZM105 203V204H106ZM133 203V202H132ZM146 203H148L146 201ZM153 203V202H152ZM157 203V204H158ZM162 203V201H161ZM167 203V202H166ZM180 203V202H179ZM183 203V202H182ZM180 203V204H182ZM192 202H190L191 204ZM197 202L195 201V204ZM45 204V203H44ZM43 204V205H44ZM62 204V203H61ZM66 204V203H65ZM65 204H63L65 206ZM72 204V202H71ZM88 204V203H87ZM130 204V203H129ZM135 204H138V203H134ZM141 204V203H140ZM156 204V205H157ZM169 204V202H168ZM179 204V205H180ZM188 205H190L189 203H187ZM200 205H202L201 203H199ZM264 204V203H263ZM24 205V206H25ZM34 205V204H33ZM38 205V203H37ZM40 205L42 206V204H39V206L37 207V210L38 208L40 207ZM48 205V204H46ZM45 205V206H46ZM50 205V204H49ZM54 205V203H53ZM59 205V203H58ZM57 205V206H58ZM70 205V204H69ZM74 205V204H73ZM78 205V206H79ZM84 205V204H83ZM112 205V203H111ZM114 205V204H113ZM120 205V204H119ZM133 205V204H132ZM139 205V204H138ZM151 205V204H150ZM153 205V204H152ZM155 205V206H156ZM162 206H164L163 204H160ZM207 205V204H206ZM209 205V208L210 206H213L212 204H208ZM205 206V205H202L200 207H205V209L208 207ZM230 205V206H231ZM63 206V207H64ZM67 206V205H66ZM106 206V205H105ZM110 206V205H109ZM118 206V205H117ZM125 205H123L124 207ZM131 206V205H130ZM145 206V205H144ZM154 206V207H155ZM173 206V205H172ZM186 206V203L184 205V207ZM198 206V203L196 205H192L189 207V208H186L185 210L189 209V211L191 213H189L191 216V214L193 216H196L194 215L195 213L197 214V212H201L202 210H198V208H200ZM226 206V205H225ZM264 206V205H263ZM56 207V206H55ZM75 207V206H74ZM81 207V206H80ZM79 207V208H80ZM85 207V206H83ZM108 207V206H107ZM134 207V206H133ZM142 207V205H140V208ZM147 207V205H146ZM149 207V206H148ZM158 207V206H157ZM174 207V206H173ZM182 207V205H181ZM181 207H178V208H181ZM188 207V206H187ZM203 207V208H204ZM220 209L222 207V205H219ZM228 207V206H227ZM23 208H27L28 207H23ZM23 208H20L21 210ZM32 208V207H31ZM46 208H50L49 206ZM53 208V207H52ZM59 208V207H58ZM65 208V207H64ZM77 208V209H79ZM82 208V207H81ZM135 208H139V206L137 207L135 205L134 209ZM159 208V207H158ZM160 208H163V207H160ZM166 208V207H165ZM168 208V206H167ZM183 208V207H182ZM181 208V209H182ZM214 208L216 207H211L210 209L213 210ZM263 209V207H261ZM26 209V210H27ZM42 209V208H41ZM75 209V208H74ZM103 209V208H102ZM107 210L109 209L106 208ZM116 209V208H115ZM156 209V208H155ZM164 209V208H163ZM161 209V211L163 210ZM170 209V208H169ZM180 209V210H181ZM184 209V208H183ZM204 209V210H205ZM224 209V208H223ZM222 209V210H223ZM36 210V209H35ZM72 210V209H70ZM128 210V209H127ZM129 210L131 211V209L129 208ZM133 210V208H132ZM136 210V209H135ZM140 210V209H139ZM148 210V209H147ZM145 210V212L147 211ZM152 210V209H151ZM174 210V209H173ZM207 210H209L207 208ZM206 210V211H207ZM209 210V211H211ZM1 211V212H2ZM23 211V210H22ZM29 211V209H28ZM59 211V210H58ZM69 211V210H68ZM81 211V210H79ZM112 211V210H111ZM114 211V210H113ZM119 211V210H118ZM118 211L116 213H118ZM123 211V210H122ZM122 211H120L119 213H121ZM144 210H142L143 212ZM155 211V210H154ZM159 211V210H158ZM157 211V213H158ZM165 211V210H163ZM168 210H166L167 212ZM208 211V212H209ZM221 211V210H220ZM5 212V213H7ZM41 212V211H40ZM38 212V213H40ZM52 212V211H51ZM59 212H63L64 213V210L63 211H59ZM75 211L73 212H70V213H74ZM125 211H123L122 213H124ZM128 212V211H127ZM134 212L136 211H132L131 213L133 214ZM160 212V211H159ZM182 212V211H181ZM186 212V211H185ZM213 212V211H212ZM215 212V211H214ZM213 212V213H214ZM225 212V210H224ZM24 213V212H23ZM32 214V212H29ZM37 213V215H38ZM46 213V212H44ZM55 213V212H54ZM62 213V214H63ZM76 213V212H75ZM78 213V212H77ZM77 213L75 214L76 216ZM80 213V212H79ZM137 213V212H136ZM150 213V211H148V213H144L146 214V216ZM162 213V212H160ZM35 214V213H34ZM33 214V215H34ZM42 214V213H41ZM59 214V213H58ZM114 214V213H113ZM112 214V215H113ZM125 214V213H124ZM166 214V213H165ZM168 214V213H167ZM180 214H183V213H180ZM216 214V213H215ZM122 215V214H121ZM129 215V213H128ZM139 215V214H138ZM164 215V214H163ZM163 215H160L162 218H166L164 217ZM184 215V214H183ZM197 215H200V214H197ZM25 216V215H24ZM28 216V215H27ZM26 216V217H27ZM41 216V215H40ZM108 216V215H107ZM110 216H111V212H110ZM116 216V215H114ZM124 216V215H123ZM133 217L134 216H137L136 214L132 215ZM140 216V215H139ZM137 217L139 220L142 216L140 217ZM151 216V215H149ZM158 216V215H156ZM158 216V217H160ZM170 216V215H169ZM168 216V217H169ZM203 216V215H202ZM210 216V215H208ZM217 216V215H216ZM29 217L30 214H29ZM34 217V216H32ZM39 217V216H37ZM46 217V216H45ZM48 217V216H47ZM53 217V216H52ZM79 217V216H78ZM83 217V216H82ZM113 217V216H111ZM117 218L118 215L116 216ZM125 217V216H124ZM128 217V216H126ZM145 217V216H144ZM200 217V216H199ZM6 218V217H4ZM18 218V217H17ZM36 218V217H35ZM72 218V217H70ZM115 218V217H114ZM116 218V219H117ZM123 218V217H122ZM132 218V217H130ZM135 218V217H134ZM146 220H147V217H145ZM160 218V219H162ZM173 218V216H172ZM183 218V217H182ZM192 218V217H191ZM205 218V217H204ZM214 218V217H213ZM3 219V216L1 218V215H0V225H4L6 223H8V221H4L6 223H2L1 220ZM20 218H18L17 220L19 221ZM30 219V222L33 221L32 218H26L27 222L25 223H28ZM48 219V218H47ZM68 219V218H67ZM104 219V218H103ZM107 219V218H106ZM129 219V218H128ZM133 219V218H132ZM202 219V218H200ZM206 219V218H205ZM4 220V219H3ZM25 220V219H23ZM35 220V219H34ZM38 220V219H37ZM36 220V221H37ZM49 220V219H48ZM57 220V219H55ZM61 220V219H60ZM77 220V219H76ZM108 220V219H107ZM110 220V219H109ZM115 220V219H113ZM144 220V219H142ZM145 220V221H146ZM153 220V219H152ZM175 221V219H173ZM198 220V219H197ZM213 220V219H211ZM218 220V219H217ZM16 221V222H18ZM68 221V220H67ZM72 221V219H71ZM112 221V220H110ZM117 221V220H115ZM130 221V220H128ZM144 221V222H145ZM157 221V220H156ZM163 221V220H161ZM161 221H157V222H161ZM168 221V220H167ZM172 221V220H170ZM182 221V219H181ZM195 221V220H194ZM14 222V223H13ZM29 222V223H30ZM62 222V221H61ZM70 222V221H69ZM136 222V221H135ZM138 222V221H137ZM136 222V223H137ZM142 222V221H141ZM147 222V221H146ZM153 222H155L153 220ZM184 222V221H183ZM189 222V221H188ZM199 222V221H198ZM46 223V221H45ZM57 223V222H56ZM102 223H103V220H102ZM112 223V222H111ZM117 223V222H116ZM120 223V222H119ZM131 223L133 224L132 220H131ZM156 223V222H155ZM154 223V224H155ZM166 223V222H165ZM176 223H179L176 221ZM193 223V221H192ZM210 223V222H209ZM14 226H13V225ZM22 224V222H21ZM44 224V223H43ZM70 224V223H69ZM76 224H77V221H76ZM83 224V223H82ZM110 224V223H109ZM153 223L152 221H150V226H152ZM169 224V223H168ZM167 224V225H168ZM171 224H174L173 222ZM185 224V223H184ZM7 225V224H6ZM27 226V224H25ZM42 225V224H41ZM40 225V226H41ZM68 225V224H66ZM81 225V224H80ZM101 225V223H100ZM99 225V226H100ZM113 225V224H112ZM117 225V224H116ZM126 225V223H125ZM145 225V223H144ZM146 225H148L146 223ZM145 225V226H146ZM162 225V224H161ZM165 225V224H164ZM177 225V224H176ZM175 225V226H176ZM181 224H179V226H181ZM186 225V224H185ZM194 225V224H193ZM192 225V226H193ZM5 226V225H4ZM24 226V225H23ZM51 226V225H50ZM61 226V223L60 225ZM58 226V227H59ZM65 226V225H64ZM71 226V225H69ZM119 226V225H118ZM133 226V225H132ZM141 226H143L141 224ZM170 226V225H169ZM168 226V228H170ZM174 226V225H173ZM28 227V226H27ZM62 227V226H61ZM67 227V226H65ZM64 227V228H65ZM76 227V226H75ZM124 227V226H123ZM139 226L137 225V228ZM148 227V226H147ZM172 227V226H171ZM178 228V226H176ZM184 227V226H183ZM187 227V226H186ZM201 227V226H199ZM30 228V227H29ZM33 228V226L31 227ZM30 228V229H31ZM56 228V227H55ZM54 228V229H55ZM77 228V227H76ZM79 228V227H78ZM83 227H81L80 229L82 230ZM107 228V227H106ZM119 228V227H118ZM127 228V227H126ZM133 227H131L130 229H132ZM140 228V227H139ZM144 228V226L142 227ZM141 228V229H142ZM167 228V227H166ZM195 228V227H193ZM212 228V229H213ZM84 229V228H83ZM124 229V228H123ZM134 229V228H133ZM132 229V230H133ZM139 229V230H141ZM148 229V228H147ZM147 229L145 231H147ZM160 229V227H159ZM175 229V227H174ZM174 229H171L172 232ZM183 229V228H182ZM187 229V228H186ZM67 230H69L67 228ZM78 230V229H77ZM198 230V229H197ZM214 230V229H213ZM41 231V230H40ZM39 233H42L40 232ZM65 231V229H64ZM116 231V230H115ZM118 231V230H117ZM119 231H122V230H119ZM128 231V230H127ZM126 231V232H127ZM134 231V230H133ZM166 231H170L169 229H166ZM211 231V229H210ZM44 232V230H43ZM61 232H63L61 230ZM69 232V231H68ZM123 232V231H122ZM138 232V230L136 231ZM141 232V231H140ZM152 232V231H151ZM155 232V230H154ZM158 231L156 230L155 233H157ZM171 232V231H170ZM171 232V233H172ZM177 232V231H176ZM186 233H183L184 234V238H185V234H187V231H184ZM196 232V231H195ZM206 232V231H205ZM27 233H29L27 235ZM46 233V232H45ZM134 233V232H132ZM139 233V232H138ZM143 233V232H142ZM146 233V232H145ZM148 233V231H147ZM165 233V230L164 232L163 231H159L157 233L158 234H161ZM169 233V232H168ZM167 233V234H168ZM180 233V231H179ZM53 234V233H52ZM51 233L49 235H52ZM63 234V233H62ZM83 234V233H82ZM127 234V233H126ZM166 234V233H165ZM176 234V233H175ZM182 234V235H183ZM32 235V234H31ZM38 235V234H36ZM46 235V234H45ZM71 235V234H70ZM141 233L138 235L140 236ZM151 235V234H150ZM156 235V234H155ZM162 235V234H161ZM171 235V234H170ZM173 235V234H172ZM41 236V235H40ZM77 236V235H76ZM91 236V235H90ZM93 236V235H92ZM128 236V235H127ZM148 236V235H146ZM154 236V235H153ZM165 237L167 235H164ZM179 236V234H176V237ZM27 237V238H26ZM30 237V236H29ZM32 237V236H31ZM30 237V239H31ZM38 237V236H37ZM46 237V236H45ZM50 237V236H48ZM56 237V236H55ZM58 237V236H57ZM78 237V236H77ZM81 237V236H80ZM107 237V236H106ZM122 237V236H121ZM135 237V236H134ZM143 237V236H142ZM151 237V236H149ZM157 238L159 237L156 236ZM69 238V237H68ZM109 237H107L108 239ZM113 238V237H112ZM125 238V241H126V237ZM132 240H133V236L131 237ZM183 238V237H182ZM183 238V239H184ZM41 239V238H40ZM51 239V238H50ZM53 239V238H52ZM71 239V238H70ZM77 239V238H76ZM75 239V240H76ZM92 239V238H90ZM95 239V238H94ZM106 239V238H105ZM129 240L130 237H128ZM135 239V238H134ZM140 239V238H139ZM155 236H154V240H155ZM159 239H162V238H158ZM166 239V238H165ZM171 239V238H170ZM198 239V238H196ZM115 240V239H114ZM123 240V239H121ZM146 240V239H144ZM152 240V241H154ZM164 241V238L162 239ZM169 240V239H168ZM173 240V239H172ZM26 241V242H25ZM29 241V240H28ZM36 241V240H35ZM49 241V240H48ZM70 241V240H69ZM87 241V240H86ZM83 242V243H86ZM90 241V240H89ZM95 241V240H93ZM103 241V240H102ZM108 239V244H105L107 245L106 247H108V245L110 247H108L110 250H111V246H112V242L110 243ZM135 241V240H134ZM139 241L142 242V240L140 239ZM148 241V240H147ZM152 241H149V242H152ZM157 241V240H156ZM155 241V242H156ZM166 241V240H165ZM164 241V242H165ZM43 242V241H42ZM42 242H39V243H42ZM50 242V241H49ZM64 242V241H63ZM72 242H74L72 240ZM122 242V241H120ZM140 242V243H141ZM158 242V241H157ZM170 241H168L169 243ZM188 242V241H186ZM193 243V241H191ZM37 243V242H36ZM67 243V242H65ZM64 243V244H65ZM77 243V242H75ZM116 243V242H115ZM127 243H129L127 241ZM132 242H130L131 244ZM136 243V242H135ZM153 243V242H152ZM172 243V242H170ZM178 243V242H177ZM45 244V243H44ZM79 244V243H78ZM97 244V243H96ZM99 244V243H98ZM120 244V243H119ZM126 244V243H125ZM139 244V243H137ZM165 244V243H164ZM173 244V243H172ZM210 244V243H209ZM30 245V244H29ZM42 245V244H41ZM61 245V244H60ZM72 245V244H70ZM86 245V244H85ZM89 245V244H88ZM87 245V246H88ZM122 245V244H121ZM135 245V244H134ZM151 245V244H150ZM155 245V244H153ZM157 245V244H156ZM174 245V244H173ZM171 245V246H173ZM181 245V243L179 244V246ZM185 245V244H184ZM205 245V243H204ZM69 246V245H68ZM78 246V245H77ZM103 246V244H102ZM124 246V245H123ZM131 246V245H130ZM144 246V244H143ZM149 246V245H147ZM162 246V245H161ZM178 246V245H177ZM182 246V245H181ZM200 246V245H199ZM71 247V246H70ZM105 246L103 247L104 250H106ZM113 247V246H112ZM146 247V246H145ZM152 249H156L154 248V246H150ZM196 247V246H195ZM102 248V247H101ZM161 248V247H160ZM158 247V249H160ZM175 248V247H174ZM178 248V247H177ZM181 248V247H180ZM40 249V248H39ZM70 249V248H69ZM75 249V252L74 250H72V252L74 253H77L76 252V247H74ZM134 249H140L134 247ZM150 249V248H149ZM148 249V250H149ZM179 249V248H178ZM206 250V248H204ZM67 250V249H66ZM79 250V248H78ZM83 250V249H82ZM103 250V251H104ZM113 250H118L117 249H113ZM124 250V248H123ZM142 250V249H141ZM165 249H163L164 251ZM173 250V249H172ZM176 250V249H175ZM180 250V249H179ZM196 250V248H195ZM203 250V249H202ZM40 251V250H39ZM38 251V252H39ZM42 251V250H41ZM101 251V250H100ZM107 251V250H106ZM157 251V250H156ZM160 251V250H159ZM162 251V252H163ZM209 251V250H207ZM26 252V251H25ZM43 252V251H42ZM82 252V251H81ZM110 252V251H109ZM114 252V251H112ZM111 252V253H112ZM121 253V251H119ZM137 252V250H136ZM140 252V250H139ZM151 252V251H149ZM155 252V251H154ZM158 252V251H157ZM156 252V254H157ZM161 252V251H160ZM161 252V253H162ZM181 252V251H180ZM186 252V251H184ZM216 252V250H215ZM214 252V253H215ZM24 253V252H22ZM73 253V254H74ZM80 253V252H79ZM84 253V252H83ZM93 253V252H92ZM98 253H100L98 251ZM110 253V254H111ZM116 255H118V252L116 251ZM126 253V254H125ZM123 253L125 256L127 255V251ZM132 252H130L129 254H131ZM141 253V252H140ZM148 253V251H147ZM159 253V252H158ZM172 253H175V252H172ZM176 253H178L176 251ZM190 253V252H189ZM17 254V255H15ZM26 254V253H25ZM24 254V255H25ZM96 254V253H95ZM122 254V253H121ZM142 254V253H141ZM146 254V253H145ZM32 255V254H31ZM68 255V254H67ZM76 255V254H75ZM74 255V256H75ZM90 255V254H89ZM103 254H101L102 256ZM108 255V254H106ZM112 255V254H111ZM110 255V256H111ZM133 255V254H131ZM137 255V254H136ZM152 255V254H151ZM160 255V253H159ZM166 254H162V256H165ZM174 255V254H173ZM187 255V253L185 254ZM189 255V254H188ZM206 255V253H205ZM28 256V255H27ZM84 256V255H83ZM87 256V255H86ZM105 256V255H104ZM114 256V255H113ZM124 256V257H125ZM129 256V255H128ZM154 256V255H153ZM168 256V255H167ZM167 256L165 258H167ZM190 256V255H189ZM200 256V255H199ZM89 257V256H88ZM109 257V256H108ZM118 257V256H116ZM116 257L114 258V260H117ZM123 257V256H122ZM130 257V256H129ZM128 257V258H129ZM146 257V256H144ZM152 257V256H151ZM158 257V256H157ZM179 257V256H178ZM181 257V256H180ZM185 257V256H184ZM183 257V258H184ZM191 257V256H190ZM22 258V257H21ZM20 258V259H21ZM24 258V257H23ZM22 258V259H23ZM99 258V256L97 257ZM104 258V257H103ZM111 258V257H109ZM109 258H108V261H109ZM133 258V257H132ZM137 258V257H135ZM148 258V257H147ZM153 258V257H152ZM156 258V256H155ZM162 257H159V259H161ZM164 258V259H165ZM188 258V257H187ZM200 258V257H199ZM21 259V260H22ZM62 259V258H61ZM60 259V260H61ZM63 259H66L63 257ZM73 259V258H72ZM106 259V257H105ZM157 259V260H159ZM163 259V260H164ZM179 259V258H178ZM182 259V258H181ZM10 260H12L10 262ZM20 260V261H21ZM30 260V259H28ZM43 260V259H42ZM83 260V259H82ZM97 260V259H96ZM95 260V261H96ZM112 260V258L110 259ZM112 260V261H114ZM126 260V259H125ZM123 260V261H125ZM132 260V259H131ZM139 260V259H138ZM141 260V259H140ZM153 259H150V261L148 260V264H154L155 260ZM184 260V259H183ZM20 261L17 260V262L21 263ZM34 261V260H33ZM59 261V260H58ZM66 262V260H64ZM119 261V260H118ZM130 261V260H129ZM133 261V260H132ZM131 261V262H132ZM165 261H168V260H165ZM176 261V260H175ZM180 261V259H179ZM178 261V262H179ZM189 261V260H188ZM194 261H197V260H194ZM117 262V261H116ZM115 262V263H116ZM129 262V263H131ZM135 262V261H133ZM132 262V263H133ZM144 262V261H143ZM157 262V261H156ZM160 262H162L160 260ZM182 262V261H181ZM198 262V261H197ZM202 262V261H201ZM18 263V264H19ZM50 263V262H48ZM61 263V262H60ZM59 263V264H60ZM90 263V261H89ZM106 263V262H105ZM119 263V262H118ZM131 263V264H132ZM138 264V262H136ZM140 263V262H139ZM167 263V262H165ZM174 263V261H173ZM192 263V262H191ZM17 264V263H16ZM24 264V263H22ZM63 264H66V263H63ZM75 264V263H74ZM77 264H79L77 262ZM82 264V263H81ZM86 264V263H85ZM112 264V263H111ZM120 264V263H119ZM135 264V263H133ZM143 264V263H142ZM163 264V263H161ZM181 264V263H180ZM194 264V263H192ZM197 264V263H196ZM206 264V263H205Z\"/></svg>",
	"mask_w": 264,
	"mask_h": 264
},
{
	"label": "rangeland",
	"instance_id": "374dc122",
	"mask_svg": "<svg viewBox=\"0 0 264 264\" xmlns=\"http://www.w3.org/2000/svg\"><path fill=\"white\" fill-rule=\"evenodd\" d=\"M104 33H106V34H104V35H100L98 38H99V40L100 39H103V42L102 41H98V39H97V41H96V37L98 36H96V35H94V36H96V37H94L93 35V38L95 39V40H93V41H96L97 43L96 44H100L101 43V45H103V46H101V45H99V47H98V45H96L95 47L93 46V42H91V41H89V35L87 36V41L89 42V43H91L92 45H90V44H88V46L90 47V46H92L93 47V49L90 47L89 49H92V50H90V51H88V54H89V56H90V53H91V55L92 54H94V55H97V56H95V57H99V55H101L100 53H101V51H100V49L99 48H102L101 50H104L103 52H102V55L103 54H105L106 55V57L105 58H111L110 60H112L113 61V59H112V57H110V56H112V53L111 54H108V53H110V52H112L114 49H110L111 48V42L112 43H117V42H119V41H122V40H124V38L125 37H128V39L127 40H130L131 38H134L135 39V37L133 36V35H131L130 34V36L129 35H126L125 37H124V35L123 36H121L120 38H118L119 37V35H118V37L116 38L115 36H117L116 34H114V36L111 34L112 32H104ZM108 33V34H107ZM263 33V32H262ZM103 34V33H102ZM106 35H107V37H106ZM109 35V36H108ZM110 35H112V36H110ZM92 36H90V37H92ZM103 36V37H102ZM76 37V36H75ZM74 37V38H75ZM78 37L79 36H77V38L76 39H78ZM82 37V39L83 40H86L85 38V36H81ZM84 37V38H83ZM112 37H114V39L115 40H113V38ZM147 37V36H146ZM104 38H108V40L106 39H104ZM109 38H112V39H109ZM79 39H81V38H79ZM78 39V40H79ZM81 39V40H82ZM143 39H145L146 40V38H143ZM92 40V39H91ZM119 40V41H118ZM125 40H126V38H125ZM136 40V39H135ZM148 40V39H147ZM184 40V39H183ZM111 41V42H110ZM113 41H115V42H113ZM132 42H133V40H131ZM185 42H187V43H184L186 46H184V45H182V46H184V47H182L181 45L179 46L178 44L179 43H182L183 41H176V46H173V48H170V51L169 52H165V51H167V50H165L164 49V53L163 54H167V55H164V57L165 56H167L168 57V55L170 56V54H174L178 59H179V61H181V63H182V65L185 63L186 64V62L187 61H189V63H187L186 64V66L184 67V69H183V71H185V72H183V71H177V69H178V67H177V65L178 66H180L181 65V63H178L177 61L173 64L172 63V65H171V63H169L170 64V68L168 67V66H164V67H166L165 68V70L166 71H169L168 72V75L166 74L167 72H165V70L162 68L163 66H162V64H160L159 62L157 63V61H162V58H159V57H155L153 60H156L155 62L157 63L156 65H155V62H152L153 60H152V58H153V56H149V55H147L146 54V52H145V50L144 49H142V48H140L139 46H137V47H134V49L133 50H135V51H126L125 49H123V50H125V52H129L131 55H129L130 56V58L129 57H127V55L129 54H127L126 53V55H124L123 53L122 54H118V52H116L117 54H118V56L119 55H123L124 56V61H122L123 60V57H121L120 56V58H118L116 55V57H115V61H113V62H115L114 64L112 63V61H110L112 64H113V66H115V64L117 65V67L115 66V67H113L112 65L110 66V67H113V68H118L119 70L121 69V67H122V64H124L125 65V67H128V68H130V69H132L133 71H134V69H135V71H138V70H140L139 72H141V73H143L142 75L143 76H146V80H144L143 81V83H148V84H143L142 83V86L146 89V91H148V93L146 92L145 94H146V96H149L150 98H148V100L149 101H159V100H163L164 101V104H162L161 106H160V108L158 107L157 109H160L161 111H162V113L165 111V113H164V115L161 113V111L160 110H157V113H158V117H159V121H158V123L153 127V128H155L153 131L152 130H149V131H145V133H143L142 135H140V137L138 136L137 138H139V140L138 139H135L134 138V140L132 139V136H134V135H136L137 133H138V127H133V129L132 130H129V131H123L122 133H121V136L123 137V136H125V137H123V139L125 140H123V139H121L120 138V136H118V135H114V134H116V133H114L113 131H111V130H114V131H116L114 128L113 129H111L110 130V134L108 135V131L107 130H105V131H107V132H105L104 131V129L103 128H105V127H107L108 129H110V128H112V127H110L109 125H107V126H105V125H103V127L101 126V124H102V122L100 121V122H96L95 123V125H96V128H95V126H93V128H95V129H98V131L99 130H101V132L103 133V135H102V137L100 136V135H98V134H100L101 132L99 131H92V132H90V131H88V129L87 128H85V126H83L82 124H75V122H72V121H70V124L72 125V126H70L71 128H69V125L67 124V122L69 121V120H67V119H71V117L73 116V115H71V117H69L70 116V114L68 113V112H66L65 114L67 115V117H66V115H63V116H65V119H63L64 121H60V123H58V122H56V121H58V120H56L57 118H59L60 117V115L59 116H57L56 117V119H55V121H53L54 122V124H56V123H58V124H56V126L54 125V126H51L52 128L50 129V130H52L54 127H55V132H53L54 130H52L51 132H50V130H43V132L41 133L42 134V137L43 138H46V137H48V136H55V135H57V136H55V137H59V139H58V142L56 143V144H58L59 143V145H56L57 147H56V149H57V151L56 152H58V150H62V152H63V154H64V156H67V158L66 157H63L62 159H58V160H56V161H54L53 163H52V161H51V159H48V154L51 152H48L47 153V150H49L47 147L46 148H44L45 146L43 145V148H38V147H34V146H32V148H31V146H29L30 148H31V150H29V156L31 157V159L33 158V160H34V156H36V155H38V153L40 154L38 157L40 158L38 161L40 162H37V163H35L34 165V167H35V169L33 168V170L32 171H34V172H32V174H34L35 175V179L36 180H39V181H41L40 182V186H41V188H42V191H38V195H37V191L36 192H33V191H35L37 188H39V187H35L34 185H33V181H32V177H29L30 178V181L28 182L27 180L29 179V178H27L28 177V175H27V177H26V179L27 180H25L24 181V178L25 177H21V176H23V174L20 176L21 178H18V177H16V179H15V177H14V179H13V182L15 183L18 179H23L22 181H24V182H27V183H24V186H23V184L21 183V185L19 184L20 182H22L21 180L19 181V182H16L15 184L17 185V187H18V185L20 186L19 188H23L24 189V191H21V193H19V194H21V195H19V196H17L18 198L21 196L22 198H23V196H24V198H27V200L28 201H26V202H28V203H26V205L24 204V203H22V204H24L26 207H28V209H29V211H28V209L27 208H23V207H25L24 205H22L23 207H20V208H23L22 210L19 208V210L18 211H21V213L20 212H18V214L19 215H17L16 216V219H15V228L16 229H22V230H19L20 232L22 231H27V232H29L30 230H31V232H29L30 233V237H31V239H30V237L29 236H27L29 239H26V244H24L25 246V250H24V248L21 250V252L20 253H18L17 252V254H22V255H19V257H18V255L17 254H15V255H17V256H13V260L16 258L18 261H20L23 257V259L20 261L21 263H19V262H17V260H15V262H13V264H22V263H24V264H59L60 262V264H63V263H66V264H77V262L79 263V264H131L133 261H135V262H133V263H135V264H137L136 262H138V264H148V260L150 261V259H153V260H155L154 262V264H161V263H163V264H192V263H194V264H214V262H215V260H216V258H217V256H218V249H217V247L215 248L214 246V242H212L213 240H212V236L210 235V233L209 232H214L216 229V227L215 228H213V225L214 224H216L217 222H220L219 221V219L221 218V216L223 217L224 215H226L227 213H229L230 211H233L234 210V208L232 207V205H231V201H232V198L231 197H233V196H229V195H233L234 193H237L238 195H240V194H244V195H250L249 193H252L253 192V190H252V186H250V185H254V187L256 188V190L259 188L260 190V192H261V190H262V193H264V166H261V168L259 169L258 168V170H260L259 172L257 171V168H256V170H254V171H251V170H249L250 169V167L247 165H245L246 167V169H243L244 167H241V173H238V174H241V175H238L237 173H233V171H232V169H233V167L236 165V164H238L237 166H239V163H240V165H241V162H233V160L235 161V160H237V159H235V158H233V157H235L236 155H237V153L236 152H238L239 153V155H237V156H240L241 155V151H242V153H244V154H246L245 152H247V151H249V154L251 153V154H254V153H256V152H260L259 150H262L263 149V142H264V122H262V121H264V116H263V114H264V105H260V101H261V103H264V100H261V99H264V93L263 92H258L259 93V95H257V94H254L253 96L255 97H253L254 99H252V100H250V101H248V103L247 104H251L252 103V105H255L254 107L252 106L251 108H253V111L254 112H256L257 110L259 111H261V112H263L262 114H260V113H257L258 115L260 114V115H262V117L261 116H258V115H256V116H258V117H252V118H249L250 120H248L247 121V118H243L242 119V116H240V123L239 122H237V124L236 125H233V126H231L230 127V124H229V122L227 123V122H224L225 120L224 119H222L221 120V118H218L217 117V120H219V122H216L217 120H216V116H215V113H214V111H211V112H208L207 114H202V108L204 107V105L205 104H207L208 102H209V100H211V99H213V97L215 96V93L217 94L216 95V97L218 96V92L221 90H226V88H227V91H225V93L227 92V93H230V92H233V90H235V92L234 93H237V89H234V85H233V87H232V82L231 81H226V80H224V83L223 82H219V83H217V79L215 80V78L217 77H219L220 75H221V72L223 71V66L225 67V65H226V61L224 60V58H223V53L225 52V49H226V45L225 44H219L221 47H219V45H212L211 43H208V45L209 46H207V44H204V45H200V46H198L199 45V43L197 42L198 40H196V42H195V40H194V42H195V45H194V43H193V40H192V43L190 42L189 44H191L192 46H190L189 44H188V41H186V40H184ZM106 42H108L107 44H106ZM125 42H127V41H124L123 43L125 44ZM130 43V42H129ZM128 43V44H129ZM197 43H198V45H197ZM124 44H122V45H124ZM183 44V43H182ZM108 45H110V46H108ZM127 45V44H126ZM187 45H188V47H187ZM196 45L199 47L198 49H196L197 47H196ZM136 46V45H135ZM193 46H194V49H193ZM98 49H97V48ZM103 47H105V48H103ZM128 47L130 48L129 50H132L131 48H133V47H130V45H128ZM140 48L139 50H141L142 51V59H141V56L139 57L143 62L146 60V62H149L150 63V61L149 60H152L151 61V64L153 63V66L155 65V66H157L158 65V67H155V68H157L156 70L154 69V70H152V65L149 67V63H147V64H145V63H142V61H140L141 62V64H145V65H141V64H139V63H136V60H135V58H134V61L135 62H133V60H132V62L130 61L131 60V58L133 57L132 55L134 54V53H137L136 52V50L137 49H135V48ZM176 47V48H175ZM205 49H204V48ZM211 47V48H210ZM216 47V48H215ZM219 47V48H218ZM94 48H96L97 49V51H96V49L94 50ZM122 48H126L127 49V46L125 47V45L122 47ZM163 48V47H162ZM201 48V49H200ZM203 48V49H202ZM225 48V49H224ZM86 49H88V47L86 48ZM173 49V51H171ZM175 49V50H174ZM216 49H218V50H216ZM119 49H117V51H118ZM122 50V51H123ZM128 50V49H127ZM139 50H137L138 51V54H139ZM179 52H178V51ZM195 50V51H194ZM197 50V51H196ZM203 50V51H202ZM208 50H210V51H208ZM100 51V52H99ZM106 51H108L107 53H106ZM116 51V50H115ZM120 52H122L121 50H119ZM162 51V50H161ZM182 51V52H181ZM185 51V52H184ZM204 51L206 52L205 54H203L204 53ZM94 52V53H93ZM97 52V53H96ZM132 52H134V53H132ZM171 52V53H170ZM197 52H200V53H197ZM203 52V53H202ZM210 52V53H209ZM219 54H218V53ZM223 52V53H222ZM85 52L83 51V55H85L84 54ZM141 53V52H140ZM179 53H180V55H179ZM196 53L198 54V55H196ZM209 53V54H208ZM222 53V54H221ZM86 54H87V52H86ZM87 54V55H88ZM114 54H115V52H114ZM113 54V55H114ZM137 54V55H138ZM86 55V56H87ZM109 55V56H108ZM135 55V54H134ZM173 55V56H174ZM187 55H189L188 57H187ZM210 55H212V56H210ZM85 56V57H86ZM125 56L127 57V58H129L128 60H127V58H125ZM132 56V57H131ZM195 56H198V57H195ZM202 56V57H201ZM215 56V57H214ZM217 56V57H216ZM219 56V57H218ZM84 57V58H85ZM101 57V56H100ZM99 57V58H100ZM149 58V60H147V58ZM163 57V56H162ZM192 57L194 58V59H192ZM209 57H211L210 59H209ZM90 58V57H89ZM92 60H94V59H96V58H94V56H92ZM102 58V57H101ZM100 58V60H102L103 58H104V56H103V58L101 59ZM113 58H114V56H113ZM159 58V59H158ZM187 58V59H186ZM198 60H200L201 59V61H198ZM221 58H223V59H221ZM86 59H88V56H87V58ZM119 59V60H118ZM140 59H138V61L140 60ZM191 59V60H190ZM99 60V61H100ZM116 60H118L119 62H120V64L118 63V62H116ZM127 62H126V61ZM218 60H219V63H220V65H221V68L220 69H218L219 68V64H217V62H218ZM87 61V60H86ZM90 61H91V59H90ZM94 61H96V60H94ZM98 61V60H97ZM104 61H106V59H104V60H102L101 62H103V64L102 65H105L104 64ZM137 61V62H138ZM204 61V62H203ZM217 61V62H216ZM221 61V62H220ZM224 61V62H223ZM107 62H108V59H107ZM107 62H105V63H107ZM122 62V63H121ZM195 62H199L200 64H204L203 66L202 65H197ZM216 62V63H215ZM118 63V64H117ZM162 63V62H161ZM177 63V64H176ZM209 63V64H208ZM225 63V64H224ZM108 64V66L110 65L109 64V62L107 63ZM140 65V67H138V65ZM184 64V65H185ZM193 64H195L194 66H197L198 68H194L192 65ZM223 64V65H222ZM101 65V66H102ZM129 65V66H128ZM132 65H133V67H132ZM160 65H161V67H160ZM174 65H175V67H174ZM190 65V66H189ZM207 65V66H206ZM209 65V66H208ZM216 65V66H215ZM218 65V66H217ZM101 66H99V69L97 70L96 68H95V70H96V72L95 73H97V71L99 72V70L101 71V68H103V66L101 67ZM134 66H135V68H134ZM142 66V67H141ZM145 66V67H144ZM105 67H107V65L105 66ZM124 67V66H123ZM153 67V68H154ZM168 67V68H167ZM171 67H172V69H171ZM180 67H182V66H180ZM108 68V67H107ZM134 68V69H133ZM139 68V69H138ZM142 68V69H141ZM176 69V70H174V69ZM203 68V69H202ZM212 68H214V69H212ZM88 69H90V68H88ZM110 69V68H109ZM163 69V70H162ZM170 69H171V71H170ZM203 70V75H202V73L200 72V70ZM216 69H218L219 70V72L217 71H214V70H216ZM91 70V69H90ZM93 70V69H92ZM113 70V69H112ZM115 70V69H114ZM174 70V71H173ZM196 70V71H195ZM201 70V71H202ZM158 72V74L156 73V72ZM163 73H162V72ZM171 72V74L169 75V73ZM174 72H178V73H180V74H178V75H183V76H177V77H175V75H177L176 73H174ZM157 75H156V74ZM183 73H186V74H183ZM189 73H191V74H189ZM192 73H194V74H192ZM195 73H197V74H195ZM205 73H207V74H205ZM214 73V74H213ZM217 73H220V74H218V75H216ZM134 74V73H133ZM159 74H161L160 76L161 77H159ZM162 74H164V75H162ZM190 75L189 77H191V78H189L188 77V75ZM205 74V75H204ZM149 75V76H148ZM156 75V76H155ZM202 75V76H201ZM154 76V78L155 79H157V81L156 80H154V81H156V82H154L153 81V78H151V77H153ZM187 76V77H186ZM192 76H194L195 77V79L197 80V83L195 82L196 80L195 79H192V78H194V77H192ZM216 76V77H215ZM147 77H150V78H147ZM157 77V78H156ZM180 77H182V78H184L183 79V83H182V85H185L184 83H186V84H188L189 82L193 85V86H196V87H198L197 89H196V87H193V86H191V84H189L188 86L190 87L191 86V88L193 89V90H191V89H189V87H188V89H187V87H184V88H182V95L181 96H183V97H180L179 99H177L178 101H172L173 102V104H172V102H167L166 101V94L165 93H163L162 91H164V87L166 86V84H165V82H168L167 80L168 79H170V78H172V80L173 81H175V79H178V80H181V78ZM214 77V78H213ZM256 77H257V75H256ZM166 78V79H165ZM168 78V79H167ZM200 78V79H199ZM148 79H149V81H148ZM189 79V80H188ZM202 79V80H201ZM206 79H208V80H206ZM150 80H152V81H150ZM161 80V81H160ZM166 80V81H165ZM250 80V79H249ZM255 80H257V78H255L254 80H250V81H247V83H246V87H248V86H250V85H253L254 84V81ZM194 83H193V82ZM202 81V82H201ZM151 82V83H150ZM152 82H154V84L151 86L150 84H152ZM176 82H179V81H175V84H177L178 85V87H180V86H182V85H180L179 86V84L178 83H176ZM181 82V81H180ZM200 82V83H199ZM228 83V85H227V83ZM231 82V83H230ZM159 85H158V84ZM195 84V85H194ZM215 84V85H214ZM231 84V85H230ZM235 84V83H234ZM151 86V87H149V86ZM159 87H157V86ZM163 85H164V87H163ZM208 85V86H207ZM221 85V86H220ZM227 85V86H226ZM229 85H230V87H229ZM146 86H148V88L150 89V88H152L153 87V89H151V90H148L147 89V87ZM163 87V88H161V87ZM186 86V85H185ZM226 86V87H225ZM236 86V85H235ZM154 87H156L157 89H155ZM219 87V90L217 89ZM224 88V89H220V88ZM233 88V90H232V88ZM251 87V86H250ZM250 87H248V88H250ZM143 88V89H144ZM194 88H195V90L196 91H194ZM210 88V89H209ZM237 88V87H236ZM155 89V90H154ZM184 89V90H183ZM213 89V90H212ZM232 90V91H229V90ZM154 90V91H153ZM186 90V91H185ZM188 90H190V91H188ZM212 90V91H211ZM155 91H157V93L155 94ZM184 91H185V93H184ZM202 91V92H201ZM187 92H189V93H191V94H189V93H187ZM200 92V93H199ZM212 92H214V93H212ZM199 93V94H198ZM263 93V94H262ZM148 94V95H147ZM160 96H159V95ZM162 94L164 95V98H163V96H162ZM262 94V95H261ZM115 95H116V93L115 92H113L112 93V97L113 98H115ZM190 95V96H189ZM145 96V97H146ZM156 96V97H155ZM227 96L228 97H230V98H232V100H235L234 98L235 97H237V94H232V93H230V94H227ZM233 96V97H232ZM152 98V99H151ZM195 98V99H194ZM201 98V99H200ZM210 98V99H209ZM215 98V97H214ZM147 99V98H146ZM204 99V100H203ZM238 99V98H237ZM168 100V99H167ZM256 102H255V101ZM168 101H170V100H168ZM204 101H205V103H204ZM236 101V100H235ZM235 101H233V103L235 102ZM253 101V102H252ZM166 102H167V105H166ZM197 102H199V103H197ZM168 103H171V104H168ZM174 103H176L177 104V106L176 105H174ZM179 103V104H178ZM204 103V104H203ZM240 103V100H237L236 102H235V104H239ZM183 106H182V105ZM258 105H260V106H258ZM198 106V107H197ZM166 107V108H165ZM174 107V108H173ZM177 107V108H176ZM247 107L248 108H250L249 107V105H247ZM261 108V109H257V108ZM176 108V109H175ZM180 108V109H179ZM235 108V107H234ZM263 108V109H262ZM172 109V110H171ZM193 109V110H192ZM198 109H199V111H198ZM255 109H257V110H255ZM182 112H181V111ZM190 110V111H189ZM185 111V112H184ZM252 111V109H251V112H253ZM160 112V113H159ZM173 112V113H172ZM177 112V113H176ZM191 113V114H189V113ZM246 113V112H245ZM248 113V112H247ZM246 113V114H247ZM162 114V115H161ZM168 116V118H167V116ZM175 114V115H174ZM177 114H178V116H177ZM186 114V115H185ZM202 114V115H201ZM248 114H250V111H249V113ZM102 115V119H103V123H105V120L106 119H104V115L103 114H101ZM101 115H99V116H95L93 119H95V121L97 120H101V118H100V116ZM170 115V116H169ZM244 115V114H243ZM253 115H255V113L253 114L252 113V115L250 114V116L249 115H247L248 117H251V116H253ZM175 117V118H173V117ZM183 116V117H182ZM203 116V117H202ZM61 117H62V114H61ZM60 117V118H61ZM183 119H182V118ZM243 117H245V116H243ZM261 117V118H260ZM67 118V119H66ZM73 118V117H72ZM99 118V119H98ZM106 118V117H105ZM170 118V119H169ZM173 118V119H172ZM195 118V119H194ZM198 118H199V120H198ZM203 120H202V119ZM211 118V119H210ZM258 118V119H257ZM260 118V119H259ZM50 119H51V117H50ZM169 119V120H168ZM181 119V120H180ZM242 119V120H241ZM61 120V119H60ZM170 120H172L171 122H170ZM179 122H178V121ZM198 120V121H197ZM221 120V121H220ZM67 121V122H66ZM169 121V122H168ZM204 121V122H203ZM213 122V124H212V122ZM215 121V122H214ZM239 121V120H238ZM254 121V122H253ZM258 121V122H257ZM262 123H261V122ZM56 122V123H55ZM66 122V123H65ZM201 122H203V123H201ZM221 122H223L224 124H221ZM245 122V123H244ZM257 122V123H256ZM98 123V124H97ZM163 123V124H162ZM196 123V124H195ZM200 123H201V125H200ZM205 123V124H204ZM217 123H219V124H217ZM227 123V124H226ZM258 123H260L261 125H258ZM60 124H66V127L64 126L63 127V125H60ZM106 124V123H105ZM199 124V125H198ZM203 124V125H202ZM78 125H80V126H82V127H84V129L82 128L81 130L80 129H78L79 128V126ZM98 125H100L101 127H98L97 128V126ZM198 125V126H197ZM229 125V126H228ZM60 126V127H59ZM73 126L75 127H78V128H76L77 130H75V129H73V130H75V132L73 131V133H72V136L73 137H71L70 136V133L72 132V128H73ZM105 126V127H104ZM158 126V127H157ZM163 126V127H162ZM180 126V127H179ZM260 126V127H259ZM263 126V127H262ZM110 127V128H109ZM165 127V128H164ZM220 127V129H218ZM233 127H238V131H235L236 130V128L235 129H233ZM240 127H242V128H240ZM60 128H62V129H60ZM66 128H69V129H67L68 131H66L65 129ZM81 128V127H80ZM101 128V129H100ZM138 128V129H137ZM225 128V129H224ZM229 128H231V130L229 131ZM70 129H71V132H70ZM106 129V128H105ZM135 129V130H134ZM159 131H158V130ZM183 129V130H182ZM222 129V130H221ZM233 129V130H232ZM252 129V130H251ZM182 130V131H181ZM188 130H190V131H188ZM203 130H205V131H207V135L206 134H204V132H203ZM222 132H221V131ZM228 130V131H227ZM245 132H244V131ZM60 131V132H59ZM62 131V132H61ZM65 131V132H64ZM78 131V132H77ZM80 131V132H79ZM82 131V132H81ZM137 131V132H136ZM140 131V130H139ZM152 131V132H151ZM156 131V132H155ZM158 131V132H157ZM169 131V132H168ZM173 131H174V133H173ZM176 131V132H175ZM180 131H181V133H180ZM225 131V132H224ZM240 131V132H239ZM47 134H46V133ZM51 134H50V133ZM53 132V133H52ZM61 133V134H59V133ZM66 132L67 133H69V138L68 137H66ZM76 132H77V134H76ZM125 132H126V134H125ZM135 132V133H134ZM150 134H149V133ZM165 132H166V134H165ZM172 132V133H171ZM183 132V133H182ZM233 132L234 133H236V135L234 134L233 135ZM239 132V133H238ZM43 133H45V134H43ZM85 133V134H84ZM96 134L97 133V135L99 136L98 137V140H95L94 139V136H93V134ZM105 133H107V134H105ZM112 133H114V134H112ZM128 133V134H127ZM156 133H157V135H156ZM170 133V134H169ZM176 133H178L180 136V138L178 137V135L176 134ZM186 133V134H185ZM198 133H199V135H198ZM210 133H213L214 135H211ZM227 135H226V134ZM232 134V135H229L228 136V134ZM246 133V134H245ZM82 134V135H81ZM92 134V136L90 137V135ZM124 134V135H123ZM133 134V135H132ZM147 134V135H146ZM168 134H169V136H168ZM172 134V135H171ZM194 134H197L198 135V137H202V140L204 141L205 140V142H203V143H201V145L199 144V142H197V140L199 139V138H197V139H195V141L192 139V137L194 136ZM241 134V135H240ZM252 134V135H251ZM261 134V135H260ZM129 135V136H128ZM148 135H151V136H149L150 137V139L152 138L153 140H150L149 139V141H146V139L148 140ZM168 137H167V136ZM174 135V136H173ZM182 135H183V137H184V139L182 138ZM190 135H191V137H190ZM226 135V137L228 136L229 138H227L226 139V137H223L222 139L220 138V136H225ZM237 135H239V136H237ZM115 136H117L116 138H115ZM131 136V137H130ZM161 136V137H160ZM173 136V137H172ZM178 138H176V137ZM196 136V135H195ZM207 138H206V137ZM219 137V139H221L222 141H228V143L229 142H232V143H229V144H227V142H225V144H224V142H222L221 143V140H219L218 139V137ZM232 136V137H231ZM247 138H246V137ZM258 138H257V137ZM70 137L72 138V139H70ZM85 137V138H84ZM95 137H96V139H97V136L95 135ZM126 137H128L129 138V140L128 139H125ZM145 137V138H144ZM236 137H240V138H236V139H240L239 141H241V142H243V145H242V143H240V142H233V140L235 141L236 139L235 138ZM261 137V138H260ZM263 137V138H262ZM68 138V139H67ZM104 138L108 141L109 140V142L111 141V142H113V144H111V142H110V144L111 145H114V144H116V145H114V147L116 148V149H118V150H114L113 148H111V149H113V151H116L115 152V154H116V156H117V158H120V159H122V158H127V161H126V159H125V161L126 162H129L128 164L130 165V167L132 168V169H134V171L136 172V175H138V176H140L139 178H138V176H135V173L133 174L134 176H135V178L133 177L132 179H131V177L133 176H131V177H126V176H124L125 174H123V173H121V171H115V170H117V169H114L113 171H109L108 169V172H107V174L105 173V170H103V168L102 167H100V168H102L101 170H100V172H99V169L100 168H98V170H95V168H91V169H93L92 171L93 172H96V173H92L91 171H89V170H91L89 167H92V165L90 164V165H88V162L90 161V162H92V160H96L97 161V159H92V156L93 157H95L96 155H98V153H97V151L95 150V145H94V143H97V142H94V141H98V142H102L103 140H104ZM119 138V139H118ZM206 138V139H205ZM233 138V139H232ZM241 138H243V139H245V140H243V139H241ZM251 140H249V139ZM74 139V140H73ZM86 141H85V140ZM144 140L143 141V143L141 142V140ZM192 139V140H191ZM261 141H260V140ZM82 140H84L85 142H87V143H84V142H82ZM92 141V142H89V141ZM105 140V141H106ZM113 140V141H112ZM131 140V141H130ZM136 140H138V141H136ZM178 140V141H177ZM210 140H211V142H210ZM213 140H215V141H217V140H219L217 143L216 142H212ZM249 140V142L251 143H248L247 141ZM61 141H63V142H61ZM120 141H124V143L123 144H121V142ZM133 141H134V143H133ZM154 141V142H153ZM198 141H201L200 139L198 140ZM244 141H246V142H244ZM90 144H89V143ZM150 142V143H149ZM153 142V143H152ZM157 142V143H156ZM255 142H257V143H255ZM262 142V143H261ZM79 143H80V145L81 146H79ZM120 143V144H119ZM125 143H132L131 145L130 144H128V146H126L127 144H125ZM139 143V144H138ZM142 143V144H141ZM146 143H148V144H146ZM155 145L154 147H153V145ZM156 143V144H155ZM214 143H216L215 145H216V148H215V146H214ZM219 143V144H218ZM220 143H221V145H220ZM238 143V144H237ZM254 143V144H253ZM83 144H85L84 146H83ZM143 144H145L144 146H143ZM191 144V145H190ZM205 144V145H204ZM240 144V145H239ZM248 144V145H247ZM260 144H262L261 146H262V148H259V147H261L260 146ZM27 145H30V144H26V146L24 147L25 149H26V147H27ZM119 145H125L124 146V148L122 147V146H119ZM151 145V146H150ZM190 145V146H189ZM224 147H223V146ZM243 147H242V146ZM259 145V146H258ZM70 146H71V148H70ZM73 146V147H72ZM82 146L84 147V148H82ZM92 146V147H91ZM110 146V145H109ZM142 146L143 147H145V146H147L148 148H145L146 150H144V148H142ZM192 146V147H191ZM221 146H222V148H221ZM241 146V147H240ZM28 147V148H29ZM62 147V148H61ZM65 147V148H64ZM77 147H79V148H77ZM196 147H199V150H197L198 148H196ZM213 147H214V149H213ZM225 147H229L228 149L227 148H225ZM240 147V148H239ZM245 147H247V148H245ZM251 147V149H249ZM27 148V149H28ZM35 148V149H34ZM70 148V149H69ZM73 148V149H72ZM121 148V149H120ZM127 148V149H126ZM128 148H130V150L132 149L133 150V152H134V155H132V153L133 152H131L130 153V150L128 149ZM133 148H135V150L133 149ZM142 148V149H141ZM166 149V150H164V149ZM217 148H220V150L218 149L217 150ZM243 148L245 149V151H243ZM254 148V149H253ZM26 149V150H27ZM46 151H45V150ZM56 149H54V150H56ZM77 149V150H76ZM83 150V151H80L79 152V150ZM85 149V150H84ZM92 149H93V151H92ZM122 149H123V151H122ZM124 149H126L127 151V154H129L130 153V157H128V156H125V154H126V152L124 151ZM136 149L139 151H136ZM190 149H191V151H190ZM193 149V150H192ZM239 149L241 150L240 152H239ZM247 149V150H246ZM33 150V151H32ZM34 150H35V152H37L36 153V155H34ZM43 150V151H42ZM70 150V151H69ZM73 150H75V151H73ZM128 150H129V153H128ZM196 150V151H195ZM221 150H223L222 152H221ZM238 150V151H237ZM71 151H73L74 152V154H75V152H76V155L74 156H72V154H71ZM85 151V152H84ZM120 151V152H119ZM135 151L136 152H138V153H135ZM141 151V152H140ZM213 153H211V152ZM215 151V152H214ZM226 151H228V152H226ZM233 152V153H231V152ZM236 151V152H235ZM78 152V153H77ZM93 152V153H92ZM123 152V153H122ZM125 152V153H124ZM151 152V153H150ZM153 152V153H152ZM162 152V153H161ZM224 152V153H223ZM16 153H18V152H16ZM47 153V154H46ZM59 153V152H58ZM70 153V154H69ZM81 153L83 154V155H81ZM89 153V154H88ZM119 153V154H118ZM124 154V155H122V154ZM143 153V154H142ZM148 153V155H146ZM155 153L157 154V156L155 155ZM173 153H174V155H176L177 156V158L175 157V156H173ZM176 153V154H175ZM204 153H209L210 155H214L213 156V158L216 156V155H218L217 157V159H220V160H222L221 162H222V164L224 165V163H223V159H225L226 158V160L228 159V157H229V159H231V158H233V159H231V163L233 162L234 164H231V163H229L230 162V160L228 159V161L229 162H227V161H224V162H226L225 163V165L227 166V164L229 163V165L230 166H232V167H227V169L225 168V169H223V168H221L222 166H219V168H217V166H215L216 167V170H212V169H214V166L213 165H217V164H219V163H217L218 162V160L215 158V159H210L211 158V156H210V158L209 159H207L208 157H209V154L207 155V154H204ZM218 153H220V154H218ZM230 153V154H229ZM87 154V155H86ZM90 154H92V155H90ZM136 154V155H135ZM140 154V155H139ZM145 154V155H144ZM190 154H191V156H190ZM196 154H197V156L198 157H196ZM206 155L205 157H206V160H208V163L207 164H209L210 162H209V160H211L213 163H215L214 162V160H217L216 161V163L217 164H209L208 166H205L206 164H205V157H204V159H201V158H203V156L204 155ZM224 154H226V155H234V156H226V155H224ZM16 156L17 155H19V153L18 154H15ZM45 155V156H44ZM81 155V156H80ZM85 155V156H84ZM95 155V156H94ZM132 155V156H131ZM159 155H161V157H159ZM181 155V156H180ZM223 155V156H222ZM68 156H71V157H74V160H69V163H67V161H66V159L68 160ZM84 156V157H83ZM122 156V157H121ZM142 158V160L144 161V159H147L149 156H151L152 158H148V160H150L151 159V161H144V162H142V160L140 161V157ZM143 156V157H142ZM166 156V157H165ZM167 156H168V158H167ZM202 156V157H201ZM19 157V156H18ZM30 157H29V159L28 158H24V160L22 159V161H24V163H22L21 164V166L22 167H24V165L25 166H28V165H26L25 164V162L27 163V164H29L30 163ZM43 157V158H42ZM82 157V158H81ZM144 157H147V158H144ZM159 157V158H158ZM163 157V158H162ZM165 157V158H164ZM173 157V158H172ZM174 157H175V159H178L179 160V162L177 161V160H174ZM241 157V156H240ZM240 157H239V159H240ZM65 158V159H64ZM81 158V159H80ZM84 158H90L89 160L88 159H84ZM167 158V159H166ZM222 158V159H221ZM69 159H70V157H69ZM130 159V160H129ZM138 159H139V161H140V163H139V161H138ZM153 159V160H152ZM163 160V161H161V160ZM188 159V160H187ZM201 159V160H200ZM238 159V160H239ZM43 160V161H42ZM65 161L66 163H64L63 161ZM85 160V162H87V163H85V162H83ZM124 159H122V161H123ZM135 160H137V161H135ZM168 160V161H167ZM172 160V161H171ZM202 160H204V164H203V161ZM35 161V160H34ZM34 161L33 162H31L30 164H31V169H32V166H33V163H34ZM60 161H62V163L60 162ZM157 161H159V162H157ZM160 161L161 162H165L166 163V166H165V163H160ZM174 161V162H173ZM177 161V162H176ZM21 162V161H20ZM29 162V163H28ZM71 162V163H70ZM78 164H77V163ZM89 162V163H90ZM95 164H96V162L95 161H93ZM133 162V163H132ZM148 162V163H147ZM156 163V165L155 166H151V164L150 163ZM183 162H185L184 164H183ZM191 164H190V163ZM46 163V164H45ZM61 163V164H60ZM64 163V164H63ZM76 163V164H75ZM83 163V164H82ZM98 163V162H97ZM144 165H143V164ZM154 163V164H155ZM158 163H160V164H158ZM171 163V164H170ZM20 164V163H19ZM48 164V166L50 165V169L52 170V173L53 172H55L56 174H58V176L60 177V175H63V174H65V173H63V174H61V170L63 169L64 171H66V176H64L63 178L64 179H69L68 180V182L70 181V182H73L74 180H77V177H79L78 179H81V178H84V176H88V177H90L91 176V180H90V182H89V180H88V177L86 178L87 180H84V181H87V182H85V183H87V184H85L87 187L86 188H83V189H85V192H82V190H81V193H80V196H81V198H80V196L78 197V198H80V199H78L77 197V199L78 200H74L75 199V197L73 196L72 198H74L72 201L71 200H68V197H70L71 198V196H61V195H59V194H61V193H57V196L55 195V193H56V191H58L57 189H58V187H56V188H54L55 186H56V184H58L59 183V181H61L60 179H63L62 177L59 179V177H58V179H57V182L56 181H54L53 182V180L51 179L53 176L52 175H49V176H47V175H45L46 174V172H48V169L46 168L47 165ZM137 164V165H136ZM158 164V165H157ZM182 166H181V165ZM186 164V165H185ZM192 164H194V165H192ZM44 165H45V167H44ZM55 165L56 166H58L59 168H57V167H55ZM68 165V166H67ZM97 165H99V164H97ZM142 165V166H141ZM148 165V166H147ZM190 165V166H189ZM212 165V166H211ZM220 165V164H219ZM20 166V165H19ZM36 166H37V168H36ZM66 167V169H65V167ZM101 166V165H100ZM151 166V167H150ZM163 166H165V168L163 167ZM183 166H189L188 168H191V169H195L196 170V172L198 173L199 171H204V169L205 170H207L208 172V174H206L208 177H210L209 179H214V180H211V183H210V181L208 180V179H206V178H202L201 176H199V174H202V172H199L197 175H195V173L196 172H188L187 171V173H186V168L184 167V168H182ZM196 166V167H195ZM225 166V167H226ZM95 167V166H94ZM135 167V168H134ZM136 167L138 168V167H140V168H138V169H136ZM155 167H157V168H155ZM193 167H195V168H193ZM211 167H213L212 169H211ZM2 168H4V171H5V167H3V166H1V168H0V170L2 169ZM57 168V169H56ZM69 168V169H68ZM87 168V169H86ZM88 168H89V170H88ZM142 168V169H141ZM168 168V169H167ZM185 169V170H183V171H179L178 172V170L179 169ZM204 168V169H203ZM208 168H210L209 170L211 171H209L208 170ZM230 168V169H229ZM12 169V168H11ZM11 169H9V171H10V173L12 174V172L14 171V170H12L11 171ZM14 169H15V167H14ZM16 169H20V168H17L16 167ZM45 169H47V171L45 170ZM56 169V170H55ZM78 169V170H77ZM84 169V171H89V172H84V171H82ZM143 169H145V170H143ZM155 171H154V170ZM177 170V172H178V174H179V176H187L188 177V174L191 176V177H188L189 178V180L186 178V177H182V179L184 180H182L181 178V180H180V182H185V181H188L187 183H189V184H187L186 182V184H187V186H188V188H187V186H185V187H183V185H186V184H184V183H181L182 184V186H181V184L180 185H177V184H175L174 182L176 181V179H171L170 180V177L172 178V176H170V175H172L174 172H176V171H174V170ZM203 169V170H202ZM220 169H223L225 172H227L226 174H224V176L225 177H223L222 175H220V172L222 171V170H220ZM22 170H23V168H22ZM37 170L38 171H42V170H44V171H42V172H40V173H42V174H39L40 175V177H39V175H36L35 173H37ZM80 170V171H79ZM111 170V169H110ZM142 170V171H141ZM172 170V171H171ZM188 170H190V169H188ZM195 170H193V171H195ZM227 170V171H226ZM2 172H3V169L1 170ZM21 170H19V172H20ZM46 171V172H45ZM50 171V170H49ZM56 171H59V172H56ZM82 171V172H81ZM103 171V172H102ZM115 171V172H114ZM147 171V172H146ZM169 171V172H168ZM190 171H192V170H190ZM1 172V173H2ZM16 173H19V172H17V171H15ZM14 172V173H15ZM22 172V171H21ZM21 172L19 173V174H17V176L18 175H20L21 174ZM78 172V173H77ZM81 172V173H80ZM112 172V173H111ZM150 172V173H149ZM183 172L185 173V174H183ZM205 172V171H204ZM213 172V173H212ZM223 172V171H222ZM221 172V173H222ZM4 173V172H3ZM9 173V172H8ZM15 173V174H16ZM74 173V174H73ZM97 174L96 176H94V178L95 179H97L96 181L94 180V178H93V176L92 175H88V174ZM101 173H104V174H101ZM117 173L119 174L118 176H117ZM148 173V174H147ZM170 173H172V174H170ZM210 173H212V174H210ZM215 173H218V174H215ZM224 173V172H223ZM231 173V174H230ZM244 175H243V174ZM14 174V175H15ZM38 174V173H37ZM85 174V175H84ZM100 174L102 175L101 177H102V179L100 180ZM112 174V175H111ZM114 174V175H113ZM123 174V175H122ZM140 174V175H139ZM159 174V175H158ZM175 174V173H174ZM193 174L195 175V176H193ZM204 174V173H203ZM232 174H234V175H232ZM237 174V175H236ZM247 174V175H246ZM44 177H43V176ZM55 175V174H54ZM75 175V176H74ZM206 175L204 176V177H206ZM210 175V176H209ZM229 175H231V176H229ZM255 175V177H253ZM262 175V177H260ZM12 176V175H11ZM30 176V175H29ZM81 176V177H80ZM83 176V177H82ZM106 178H105V177ZM111 176H113V177H111ZM149 176V177H148ZM166 176V177H165ZM177 176V175H176ZM175 176V177H176ZM194 178H193V177ZM216 176V177H215ZM220 176H222V178H223V180H222V178L220 177ZM3 176H0V178H2ZM48 177H50V178H48ZM55 177V179L57 178L56 176H54ZM54 177H53V179H54ZM67 177H69V178H67ZM110 177V178H109ZM117 178V180H116V178ZM138 179H137V178ZM174 177V176H173ZM174 177V178H175ZM196 177H198L199 178V180H202V182L205 184H203L204 186H202V187H204L202 190H201V188L202 187H200V186H198L197 184V186L195 187V188H198L197 190H199V191H196V190H193L192 189V187L191 186H195V183H197V178ZM215 177V178H214ZM258 177H260V178H258ZM11 178V177H10ZM40 178V179H39ZM44 178V179H43ZM76 178V179H75ZM103 178H105V179H103ZM123 180H121V179ZM129 178H130V180H131V183L133 182V179H134V182L132 183V184H134V185H132L131 183L129 184ZM166 178V179H165ZM177 178V177H176ZM192 178V179H191ZM201 178V179H200ZM217 178V179H216ZM219 178V179H218ZM220 178H221V181H220ZM244 178V179H243ZM253 178V179H252ZM3 180L2 181H5V179H4V177L2 178ZM9 179V178H8ZM12 179H9V180H12ZM41 179H43V180H41ZM49 179H51V180H49ZM108 179V180H107ZM126 179V180H125ZM145 179H150L149 180V182H145L144 180ZM178 179V178H177ZM187 179V180H186ZM194 179H195V181L196 182H194ZM204 179H206V180H208L207 182H204L203 180ZM234 179H235V181H234ZM251 179V180H250ZM257 179V180H256ZM262 179V180H261ZM16 180V181H15ZM49 181V183H51V184H47V182L46 181ZM64 181V180H62L60 183L62 184L63 183V181H64V183L66 182L67 183V181ZM95 182H94V181ZM102 180H104L103 182L105 183L106 181V183L108 184V187H107V185H106V183H105V185H104V183H102L101 181ZM106 180V181H105ZM120 182H119V181ZM148 180H146V181H148ZM172 180H175L173 183H172ZM192 180V181H191ZM205 180V181H206ZM228 180V181H227ZM247 180V181H246ZM255 180L256 181H258V182H260L259 184H260V187H259V185H258V182H256V184H253L252 182H250V181H253L254 183H255ZM8 181V180H7ZM44 181V182H43ZM52 181V182H51ZM100 181V182H99ZM114 182V183H112V182ZM116 181V182H115ZM140 181H141V183H140ZM153 181V182H152ZM166 181V182H165ZM214 181V182H213ZM236 181H238V183L240 182L241 184L242 183H246V182H249V187L247 186V187H243L242 188V186H240L239 184H235L236 183ZM6 182V181H5ZM31 182V183H30ZM45 182H46V184H45ZM202 182L200 181V183L202 184ZM216 182V184L214 185L213 183H215ZM225 183V187H226V189L224 188V187H222V189L224 188L225 190L223 191L224 193L223 194H221V191H220V187L222 186L221 184L222 183ZM41 183H44L43 184V187H42V184ZM52 183H54L55 185L53 186L52 185ZM59 183V184H60ZM65 183V184H66ZM100 183H102V185L100 184ZM127 184V185H125V184ZM179 183V182H178ZM194 185H193V184ZM200 183H198V184H200ZM224 183H223V185H224ZM69 184V183H68ZM90 184V185H89ZM93 184V185H92ZM98 184V185H97ZM114 184L117 186V188L114 186ZM123 184H124V186H123ZM148 186H147V185ZM166 186H165V185ZM174 184V185H173ZM211 184V185H210ZM234 184V186H233V188H232V185ZM26 185H28V186H26ZM29 185H30V188H31V190H29L30 191V193H29V191L26 189V188H29ZM85 185H83V186H85ZM96 185H97V187H96ZM102 186V187H100V186ZM104 185V186H103ZM110 185H113V186H110ZM145 185V186H144ZM162 185H164V186H162ZM210 186V187H207V186ZM212 185H214V186H212ZM217 185V186H216ZM227 185H229V186H227ZM237 185V187L235 188V186ZM243 185V184H242ZM257 185V186H256ZM26 186V187H25ZM47 186V187H46ZM49 186L51 187L52 186V189L50 188L49 189ZM99 186V187H98ZM127 186V187H126ZM169 188H168V187ZM176 186H178V187H176ZM182 188H184L183 190H180L181 189V187ZM190 186V187H189ZM220 186V187H219ZM239 186V187H238ZM245 186V185H244ZM44 187H46L47 189H48V192L46 191L47 189L46 188H44ZM106 187V188H105ZM114 187H115V189H114ZM139 187V188H138ZM147 187V188H146ZM160 187V188H159ZM163 187H165V188H163ZM212 187V188H211ZM219 187V188H218ZM230 189H229V188ZM263 187V188H262ZM108 188V189H107ZM141 188V189H140ZM150 188V189H149ZM194 188V189H195ZM235 188V192H233L234 189ZM238 188H241V190H242V192H244V193H241V191H240V189H238ZM245 188V189H244ZM251 188V189H250ZM43 189H45V190H43ZM90 190V192H89V190ZM119 190V191H115V190ZM127 190V192L125 191V190ZM136 189V190H135ZM159 189V190H158ZM169 189L171 190V191H169ZM186 189V190H185ZM211 189V190H210ZM215 189V191H213ZM25 190H27L28 192H27V194H25L24 195V192H25ZM39 190H41V189H39ZM52 190V191H54V192H52V194L54 193V195L53 196H56V197H52V195H51V192L50 191ZM87 190V191H86ZM124 191L125 193H121V191ZM145 190V191H144ZM158 190V191H157ZM168 190V191H167ZM174 190H175V192H174ZM180 190V191H179ZM193 191V193L191 192V191ZM204 190V191H203ZM228 190H229V192H228ZM231 190H233V191H231ZM237 190V191H236ZM244 190V191H243ZM45 191V192H44ZM84 191V190H83ZM136 191V192H135ZM140 191H142L141 193H140ZM154 191H156V192H154ZM173 191V192H172ZM181 192V193H179V192ZM201 191V193L203 192L204 194H200V193H198V192H200ZM207 191H210V192H207ZM226 191V192H225ZM251 191V192H250ZM39 192H40V194H39ZM43 192H44V195H43ZM59 192V191H58ZM109 192V193H108ZM111 192H113L112 194H110ZM120 192V193H119ZM128 192H130V193H128ZM134 192V193H133ZM150 192H152V193H150ZM167 192H169V193H167ZM176 192H178L177 193V196H176ZM207 192V193H206ZM216 192H217V194H216ZM231 192H233V193H231ZM249 192V193H248ZM28 193H29V196H27L28 195ZM32 193H34V194H32ZM130 194L131 196H132V198H130V197H127V198H130V199H132V200H130V199H126V200H124V198L128 195V194ZM137 195H136V194ZM146 193V194H145ZM147 193H148V195H147ZM166 193V194H165ZM221 194L220 196H223L224 194L227 196V194H229L228 196H229V198L228 197H226L225 196V198L227 199H224V200H226V201H229L230 200V198H231V200L229 201V203H225V205H223V203L221 204V203H218V201L220 202L222 199H223V197H222V199H221V197L219 198V197H217V196H219L218 194ZM63 194V193H62ZM116 194V195H115ZM122 194H124V195H122ZM125 194H127V195H125ZM139 194H142V196L141 195H139ZM163 194H165L164 196H162ZM169 194H171V195H169ZM180 194H183V195H180V196H182L183 198H185V199H183L182 197H180L179 195ZM190 194V195H189ZM194 194V195H193ZM197 194V195H196ZM207 194V195H206ZM209 194V195H208ZM31 195V196H30ZM51 195V196H50ZM151 195H153V197L151 196ZM159 195V196H158ZM166 195H168L167 196V198L169 199V200H166L167 198H165L166 197ZM201 195H204V196H201ZM213 195H214V198L215 199H220V200H216V204H215V200L213 201L214 203H212L211 201L213 200ZM217 195V196H216ZM264 195V194H263ZM37 196H38V198H37ZM85 196V198H83L82 199V197H84ZM91 196V197H90ZM117 196H118V198H117ZM120 196V197H119ZM121 196H124L123 198H121ZM129 196V195H128ZM148 196L150 197V198H153L152 200H156V199H158L156 202L155 201H152L151 200V202H150V198L148 199ZM179 197V199H180V201L179 200H177V198ZM189 196H191V197H189ZM196 196V197H195ZM216 196V197H215ZM262 196V195H261ZM57 197H62V198H60V199H62V201L59 199H55V198H57ZM157 197H159V198H157ZM162 199H161V198ZM172 197V198H171ZM176 198V199H174V200H172L173 198ZM189 197V198H188ZM204 197H206V198H204ZM11 198H14V197H11ZM23 198V199H24ZM35 198V199H34ZM52 198V199H51ZM69 198V199H70ZM119 198H121V199H119ZM143 198L145 199V200H143ZM156 198V199H155ZM192 198H194V199H198V198H203L204 200H203V202H206L205 204L203 203V202H201L199 199L197 200H192ZM23 199H21V198H19V199H17V201H21V200H23ZM55 199V200H54ZM85 199V200H84ZM89 199H91L92 200V202H90L91 200H89ZM108 199V200H107ZM135 199V200H134ZM207 199V200H206ZM34 200V201H33ZM35 200H38V201H36L35 202ZM41 200H42V202H41ZM51 200V201H50ZM68 200V201H67ZM80 200V201H79ZM115 200V202L113 203V201ZM128 200H130L129 201V203H127V201ZM135 202H134V201ZM143 200V202H140V201H142ZM162 201V203H161V201ZM176 200V201H175ZM224 200H222V201H224ZM263 200H264V197H263ZM24 201V200H23ZM31 202V204H32V206H29L28 204H30V202ZM57 201V202H56ZM60 201V202H59ZM75 201H78V202H80L81 204L79 205V203L78 202H75ZM82 201V202H81ZM106 201L108 202V203H106ZM146 201L148 202V203H146ZM160 201V202H159ZM164 201V202H163ZM174 201V202H173ZM195 201L198 203V206L200 207V206H202V205H205V206H207L208 204H214L213 206L214 207H216V208H214L213 210H211L210 208L211 207H213V206H210V208H209V205H208V209L209 210H211V211H209V210H207V208L205 209V207L203 208V207H200V208H198V210H202L201 212L199 211V212H197V214H200V215H197L196 213L194 214V215H196V216H193L192 214H191V216H189L190 214L189 213H191L190 211H189V207L191 206V204L192 205H196L195 204ZM208 201H210L211 203H209ZM225 201V202H226ZM40 202V203H39ZM56 202V203H55ZM64 202V203H63ZM71 202H72V204H71ZM75 202V203H74ZM133 202V203H132ZM141 204H140V203ZM150 202V203H149ZM153 202V203H152ZM159 202V203H158ZM167 202V203H166ZM168 202H169V204H168ZM182 203V204H180V203ZM190 202H192L191 204H190ZM37 203H38V205H37ZM45 203V204H44ZM53 203H54V205H53ZM58 203H59V205H58ZM62 203V204H61ZM66 203V204H65ZM88 203V204H87ZM106 203V204H105ZM111 203H112V205H111ZM134 203H138V204H135L137 207L139 206V208H135L134 209V207H135V205H134ZM158 203V204H157ZM185 203H186V206L184 207V205H185ZM187 203H189L190 205H188ZM199 203H201L202 205H200ZM264 201L261 203V207H263V209L260 207V210H262V211H264ZM34 204V205H33ZM39 204H42V206L40 205V207L38 208V210H37V207L39 206ZM44 204V205H43ZM46 204H48V205H46ZM50 204V205H49ZM63 204H65V206L63 205ZM70 204V205H69ZM74 204V205H73ZM84 204V205H83ZM114 204V205H113ZM120 204V205H119ZM133 204V205H132ZM151 204V205H150ZM153 204V205H152ZM157 204V205H156ZM160 204H165L164 206H162V205H160ZM180 204V205H179ZM207 204V205H206ZM48 207H50V208H46V206ZM58 205V206H57ZM67 205V206H66ZM79 205V206H78ZM106 205V206H105ZM110 205V206H109ZM118 205V206H117ZM123 205H125L124 207H123ZM131 205V206H130ZM140 205H142V207L140 208ZM145 205V206H144ZM146 205H147V207H146ZM156 205V206H155ZM174 207H173V206ZM181 205H182V207L184 208H182L181 207ZM219 205H222V207H221V209H220V207H219ZM231 205V206H230ZM56 206V207H55ZM65 208H64V207ZM75 206V207H74ZM82 208H81V207ZM83 206H85V207H83ZM109 207V209L107 210L106 208H108ZM134 206V207H133ZM149 206V207H148ZM155 206V207H154ZM159 208H158V207ZM167 206H168V208H167ZM188 206V207H187ZM197 206V207H198ZM228 206V207H227ZM32 207V208H31ZM53 207V208H52ZM59 207V208H58ZM80 207V208H79ZM160 207H163V208H160ZM166 207V208H165ZM178 207H181V208H178ZM196 207V206H195ZM196 207V208H197ZM42 208V209H41ZM75 208V209H74ZM77 208H79V209H77ZM103 208V209H102ZM116 208V209H115ZM129 208L131 209V211L129 210ZM132 208H133V210H132ZM156 208V209H155ZM170 208V209H169ZM186 208H189V209H187V210H185ZM224 208V209H223ZM27 209V210H26ZM36 209V210H35ZM70 209H72V210H70ZM128 209V210H127ZM140 209V210H139ZM148 209V210H147ZM152 209V210H151ZM161 209H163V210H165V211H161ZM174 209V210H173ZM181 209V210H180ZM205 209V210H204ZM223 209V210H222ZM63 211L64 210V213L63 212H59V211ZM69 210V211H68ZM79 210H81V211H79ZM112 210V211H111ZM114 210V211H113ZM119 210V211H118ZM125 211L124 213H122L123 211ZM142 210H144L143 212H142ZM145 210H147L146 212H145ZM155 210V211H154ZM160 212H162V213H160ZM166 210H168L167 212H166ZM207 210V211H206ZM221 210V211H220ZM224 210H225V212H224ZM2 210L0 209V215H1V218H2V216H3V219L1 220V222L2 223H6L7 221H8V219H7V216L8 215H2V213L3 214H8L9 213V211L7 212V210H4V212L2 211ZM41 211V212H40ZM52 211V212H51ZM73 211H75L76 213H77V215L79 216H76L75 214V212L74 213H70V212H73ZM118 211V213H116ZM120 211H122L121 213H119ZM128 211V212H127ZM132 211H136V212H134L133 214L135 215H137V216H132L133 214L131 213ZM148 211H150V213L146 216V214H144V213H148ZM157 211H158V213H157ZM182 211V212H181ZM186 211V212H185ZM209 211V212H208ZM214 213H213V212ZM5 212H7V213H5ZM24 212V213H23ZM29 212H32V214L31 213H29ZM38 212H40V213H38ZM44 212H46V213H44ZM55 212V213H54ZM80 212V213H79ZM110 212H111V216H113V217H111L110 216ZM35 213V214H34ZM37 213H38V215H37ZM42 213V214H41ZM59 213V214H58ZM63 213V214H62ZM114 213V214H113ZM128 213H129V215H128ZM166 213V214H165ZM168 213V214H167ZM180 213H183V214H180ZM216 213V214H215ZM226 213V214H225ZM29 214H30V216L31 217H29ZM34 214V215H33ZM113 214V215H112ZM122 214V215H121ZM140 216H142L141 218H140V220L137 218L139 215ZM164 214V215H163ZM224 214V215H223ZM25 215V216H24ZM28 215V216H27ZM41 215V216H40ZM108 215V216H107ZM114 215H118V217L119 218H117L116 216H114ZM125 217H124V216ZM149 215H151V216H149ZM156 215H158V216H160V215H163L164 217H166L165 219L164 218H162L161 216L160 217H158V216H156ZM170 215V216H169ZM203 215V216H202ZM208 215H210V216H208ZM217 215V216H216ZM27 216V217H26ZM32 216H34V217H32ZM37 216H39V217H37ZM46 216V217H45ZM48 216V217H47ZM53 216V217H52ZM83 216V217H82ZM126 216H128V217H126ZM139 216V217H140ZM147 217V220H146V218L145 217ZM169 216V217H168ZM172 216H173V218H172ZM200 216V217H199ZM4 217H6V218H4ZM20 218L19 219V221L17 220L18 218ZM36 217V218H35ZM70 217H72V218H70ZM115 217V218H114ZM123 217V218H122ZM130 217H132V218H130ZM183 217V218H182ZM192 217V218H191ZM206 219H205V218ZM214 217V218H213ZM26 218L28 219V218H32V220L33 221H31L30 222V219L28 220L29 222L28 223H25V222H27V220H26ZM49 220H48V219ZM68 218V219H67ZM104 218V219H103ZM108 220H107V219ZM117 218V219H116ZM129 218V219H128ZM160 218H162V219H160ZM200 218H202V219H200ZM23 219H25V220H23ZM35 219V220H34ZM38 219V220H37ZM55 219H57V220H55ZM61 219V220H60ZM71 219H72V221H71ZM77 219V220H76ZM112 220V221H110V220ZM113 219H115V220H117V221H115V220H113ZM142 219H144V220H142ZM156 222H153V220ZM173 219H175V221L173 220ZM181 219H182V221H181ZM198 219V220H197ZM211 219H213V220H211ZM218 219V220H217ZM37 220V221H36ZM68 220V221H67ZM102 220H103V223H102ZM128 220H130V221H128ZM131 220H132V222H133V224L131 223ZM147 222H146V221ZM161 221V220H163V221H161V222H157V221ZM168 220V221H167ZM170 220H172V221H170ZM195 220V221H194ZM220 220H222V218L220 219ZM4 221H6V222H4ZM16 221H18V222H16ZM25 221V222H24ZM45 221H46V223H45ZM62 221V222H61ZM70 221V222H69ZM76 221H77V224H76ZM137 223H136V222ZM142 221V222H141ZM145 221V222H144ZM150 221H152V223H153V225L152 226H150ZM176 221L177 222H179V223H176ZM184 221V222H183ZM189 221V222H188ZM192 221H193V223H192ZM199 221V222H198ZM21 222H22V224H21ZM57 222V223H56ZM112 222V223H111ZM117 222V223H116ZM120 222V223H119ZM166 222V223H165ZM174 223V224H171V223ZM210 222V223H209ZM44 223V224H43ZM60 223H61V226H59L60 225ZM70 223V224H69ZM83 223V224H82ZM100 223H101V225H100ZM110 223V224H109ZM125 223H126V225H125ZM144 223H145V225H146V223L148 224V225H144ZM155 223V224H154ZM169 223V224H168ZM182 223V225L181 226H179V224H181ZM186 225H185V224ZM1 224V223H0ZM7 224V225H6ZM6 224H4L3 226L2 225H0V228L1 227H6V226H8L9 224H10V222L8 221V223H6ZM25 224H27V226L25 225ZM42 224V225H41ZM66 224H68V225H66ZM81 224V225H80ZM113 224V225H112ZM117 224V225H116ZM141 224L144 226V228H142L143 226H141ZM162 224V225H161ZM165 224V225H164ZM168 224V225H167ZM177 224V225H176ZM194 224V225H193ZM211 224H213V225H211ZM13 225V224H12ZM24 225V226H23ZM41 225V226H40ZM51 225V226H50ZM67 226V227H65V226ZM69 225H71V226H69ZM100 225V226H99ZM119 225V226H118ZM133 225V226H132ZM137 225L140 227H138L137 228ZM170 225V226H169ZM174 225V226H173ZM178 226V228L176 227V226ZM193 225V226H192ZM10 226V225H9ZM14 226V225H13ZM33 226V228H31ZM59 226V227H58ZM77 228H76V227ZM124 226V227H123ZM148 226V227H147ZM168 226L170 227V228H168ZM172 226V227H171ZM184 226V227H183ZM187 226V227H186ZM199 226H201V227H199ZM23 227H25V229L23 228ZM31 229H30V228ZM56 227V228H55ZM65 227V228H64ZM79 227V228H78ZM81 227H83L82 228V230L80 229ZM107 227V228H106ZM119 227V228H118ZM127 227V228H126ZM131 227H133L132 229L134 230H132V229H130ZM159 227H160V229H159ZM167 227V228H166ZM174 227H175V229H174ZM193 227H195V228H193ZM55 228V229H54ZM67 228L69 229V230H67ZM124 228V229H123ZM142 228V229H141ZM148 228V229H147ZM183 228V229H182ZM187 228V229H186ZM214 230H213V229ZM24 229V230H23ZM64 229H65V231H64ZM78 229V230H77ZM139 229H141V230H139ZM147 229V231H148V233H147V231H145ZM166 229H169L171 232H172V230L171 229H174L173 230V232L171 233L170 231H166ZM198 229V230H197ZM210 229H211V231H210ZM41 230V231H40ZM43 230H44V232H43ZM61 230L63 231V232H61ZM116 230V231H115ZM118 230V231H117ZM119 230H122V231H119ZM128 230V231H127ZM138 230V232H136ZM154 230H155V232H156V230L159 232V231H163L164 232V230H165V233H164V235H167L166 237L163 235V233H161V234H158L159 235V237L158 238H164V241L162 240V239H159L158 240V238L156 237V236H158L157 235V233H155L154 232ZM39 231L40 232H42V233H39ZM69 231V232H68ZM127 231V232H126ZM141 231V232H140ZM152 231V232H151ZM177 231V232H176ZM179 231H180V233H179ZM184 231H187V234H185L186 236H185V238H184V234L183 233H186V232H184ZM196 231V232H195ZM206 231V232H205ZM46 232V233H45ZM132 232H134V233H132ZM143 232V233H142ZM146 232V233H145ZM169 232V233H168ZM29 233H27V235L29 234ZM52 234V235H49V234ZM63 233V234H62ZM83 233V234H82ZM127 233V234H126ZM141 233V235L140 236H138L139 234ZM168 233V234H167ZM179 234V236H177L176 237V234ZM32 234V235H31ZM36 234H38V235H36ZM46 234V235H45ZM71 234V235H70ZM151 234V235H150ZM156 234V235H155ZM171 234V235H170ZM173 234V235H172ZM183 234V235H182ZM41 235V236H40ZM78 237H77V236ZM91 235V236H90ZM93 235V236H92ZM128 235V236H127ZM146 235H148V236H146ZM155 236V240H154V236ZM38 236V237H37ZM46 236V237H45ZM48 236H50V237H48ZM56 236V237H55ZM58 236V237H57ZM81 236V237H80ZM109 237L108 239L109 240H111V241H109L111 244H112V246H111V250L108 248V247H110L109 245H108V247H106L107 245H105V244H108V239H107V237ZM122 236V237H121ZM133 236V240H132V237ZM135 236V237H134ZM143 236V237H142ZM149 236H151V237H149ZM26 237V238H27ZM69 237V238H68ZM113 237V238H112ZM124 237H126L127 239H126V241H125V238ZM128 237H130V239L131 240H129L128 239ZM184 239H183V238ZM41 238V239H40ZM51 238V239H50ZM53 238V239H52ZM71 238V239H70ZM77 238V239H76ZM90 238H92V239H90ZM95 238V239H94ZM106 238V239H105ZM135 238V239H134ZM142 240V242L141 241H139L140 239ZM166 238V239H165ZM171 238V239H170ZM196 238H198V239H196ZM76 239V240H75ZM115 239V240H114ZM121 239H123V240H121ZM144 239H146V240H144ZM169 239V240H168ZM173 239V240H172ZM29 240V241H28ZM36 240V241H35ZM50 242H49V241ZM70 240V241H69ZM72 240L74 241V242H72ZM87 240V241H86ZM90 240V241H89ZM93 240H95V241H93ZM103 240V241H102ZM135 240V241H134ZM148 240V241H147ZM152 240H154V241H152ZM158 242H157V241ZM43 241V242H42ZM64 241V242H63ZM86 241V243H83V242H85ZM120 241H122V242H120ZM127 241L129 242V243H127ZM149 241H152V242H149ZM156 241V242H155ZM168 241H170V242H172V243H168ZM186 241H188V242H186ZM191 241H193V243L191 242ZM37 242V243H36ZM39 242H42V243H39ZM65 242H67V243H65ZM75 242H77V243H75ZM116 242V243H115ZM130 242H132L131 244H130ZM136 242V243H135ZM141 242V243H140ZM178 242V243H177ZM45 243V244H44ZM65 243V244H64ZM79 243V244H78ZM97 243V244H96ZM99 243V244H98ZM120 243V244H119ZM126 243V244H125ZM137 243H139V244H137ZM165 243V244H164ZM181 243V245L179 246V244ZM204 243H205V245H204ZM210 243V244H209ZM30 244V245H29ZM42 244V245H41ZM61 244V245H60ZM70 244H72V245H70ZM86 244V245H85ZM89 244V245H88ZM102 244H103V246H102ZM122 244V245H121ZM135 244V245H134ZM143 244H144V246H143ZM152 246H154V248H156V246H157V248L156 249H152L150 246L151 245ZM153 244H155V245H153ZM157 244V245H156ZM185 244V245H184ZM69 245V246H68ZM78 245V246H77ZM88 245V246H87ZM124 245V246H123ZM131 245V246H130ZM147 245H149V246H147ZM162 245V246H161ZM171 245H173V246H171ZM178 245V246H177ZM200 245V246H199ZM214 245V246H213ZM71 246V247H70ZM106 247L107 249V251L106 250H104L103 249V247ZM136 246H137V248H139L140 247V249H136L137 250V252H136V250L134 249V247L136 248ZM146 246V247H145ZM196 246V247H195ZM74 247H76V252L77 253H74L75 252V249H74ZM102 247V248H101ZM158 247L160 248V249H158ZM175 247V248H174ZM180 249H178V248ZM181 247V248H180ZM40 248V249H39ZM70 248V249H69ZM78 248H79V250H78ZM118 248V250H113V249H117ZM123 248H124V250H123ZM150 248V249H149ZM195 248H196V250H195ZM204 248H206V250L204 249ZM67 249V250H66ZM83 249V250H82ZM142 249V250H141ZM149 249V250H148ZM163 249H165L164 251H163ZM173 249V250H172ZM176 249V250H175ZM203 249V250H202ZM40 250V251H39ZM43 252H42V251ZM72 250H74V252H72ZM101 250V251H100ZM104 250V251H103ZM139 250H140V252L142 253H140L139 252ZM160 253V255H159V253L157 252V251ZM162 252H164V254H166L165 256H162V254H163V252L161 253L160 251ZM207 250H209V251H207ZM215 250H216V252H215ZM26 251V252H25ZM39 251V252H38ZM82 251V252H81ZM98 251L100 252V253H98ZM110 251V252H109ZM112 251H114V252H112ZM116 251L118 252V255H116L117 253H116ZM119 251H121V253L119 252ZM128 252L127 253V255L125 256L123 253H125V252ZM147 251H148V253H147ZM149 251H151V252H149ZM155 251V252H154ZM176 251L178 252V253H176ZM181 251V252H180ZM184 251H186V252H184ZM22 252H24V253H22ZM80 252V253H79ZM84 252V253H83ZM93 252V253H92ZM112 252V253H111ZM130 252H132L131 254H133V255H131V254H129ZM156 252H157V254H156ZM172 252H175V253H172ZM190 252V253H189ZM215 252V253H214ZM26 253V254H25ZM74 253V254H73ZM96 253V254H95ZM112 255H111V254ZM146 253V254H145ZM187 253V255H185ZM205 253H206V255H205ZM25 254V255H24ZM32 254V255H31ZM68 254V255H67ZM76 254V255H75ZM90 254V255H89ZM101 254H103L102 256H101ZM106 254H108V255H106ZM126 254V253H125ZM137 254V255H136ZM152 254V255H151ZM174 254V255H173ZM191 256H189V255ZM28 255V256H27ZM75 255V256H74ZM84 255V256H83ZM87 255V256H86ZM105 255V256H104ZM111 255V256H110ZM114 255V256H113ZM130 257H129V256ZM154 255V256H153ZM168 255V256H167ZM200 255V256H199ZM89 256V257H88ZM99 256V258H97ZM111 257L112 258V260H114V258L116 257V256H118V257H116V259L117 260H114V261H112V260H110L111 258H109V257ZM123 256V257H122ZM125 256V257H124ZM144 256H146V257H144ZM153 258H152V257ZM155 256H156V258H155ZM158 256V257H157ZM167 256V258H165ZM179 256V257H178ZM181 256V257H180ZM185 256V257H184ZM15 257V258H14ZM22 257V258H21ZM63 257L64 258H66V259H63ZM104 257V258H103ZM105 257H106V259H105ZM129 257V258H128ZM133 257V258H132ZM135 257H137V258H135ZM148 257V258H147ZM159 257H162L161 259H159ZM184 257V258H183ZM188 257V258H187ZM200 257V258H199ZM21 258V259H20ZM62 258V259H61ZM73 258V259H72ZM108 258H109V261H108ZM165 258V259H164ZM180 259V261H179V259ZM182 258V259H181ZM28 259H30V260H28ZM43 259V260H42ZM61 259V260H60ZM83 259V260H82ZM97 259V260H96ZM126 259V260H125ZM133 261H132V260ZM139 259V260H138ZM141 259V260H140ZM157 259H159V260H157ZM164 259V260H163ZM184 259V260H183ZM34 260V261H33ZM59 260V261H58ZM64 260H66V262L64 261ZM96 260V261H95ZM119 260V261H118ZM123 260H125V261H123ZM130 260V261H129ZM152 260V261H153ZM160 260L162 261V262H160ZM165 260H168V261H165ZM176 260V261H175ZM189 260V261H188ZM194 260H197V261H194ZM12 260H10V262H11ZM89 261H90V263H89ZM117 261V262H116ZM132 261V262H131ZM144 261V262H143ZM157 261V262H156ZM173 261H174V263H173ZM179 261V262H178ZM182 261V262H181ZM202 261V262H201ZM48 262H50V263H48ZM106 262V263H105ZM116 262V263H115ZM119 262V263H118ZM129 262H131V263H129ZM140 262V263H139ZM165 262H167V263H165ZM192 262V263H191ZM132 263V264H133ZM11 264H12V262H11Z\"/></svg>",
	"mask_w": 264,
	"mask_h": 264
}]
</instances>
